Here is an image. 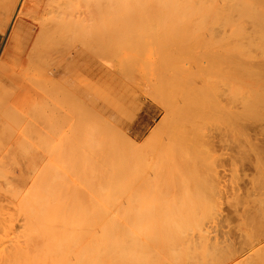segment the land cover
<instances>
[{"label":"bare ground","instance_id":"1","mask_svg":"<svg viewBox=\"0 0 264 264\" xmlns=\"http://www.w3.org/2000/svg\"><path fill=\"white\" fill-rule=\"evenodd\" d=\"M44 1H46V0H37V3H38V5L40 7L37 4H36V7L37 6L39 7L38 11L40 12V16H37L36 13H34V14L32 13L33 16L39 17L38 18L39 21H37L36 23H37V26L39 25L38 27H40L41 25L43 26V27L42 26L41 27L45 31L40 27L44 31L43 35H45V32L48 31L49 34L51 33V36H56L55 34H57V29H58V27H60L59 25L62 24L63 22H66L67 20H70V22H73L72 24L69 22L71 25L75 24V25L71 26V28L74 27V29L76 30V31H74L75 33L73 32V29H71L72 30L71 31L69 29L70 27L66 26L68 24H66V25L64 24V25L66 26L65 28H68L69 31L72 32L71 33L72 34L71 37L73 38V36L79 35V34H77V30H79L78 32H83V33H80V37L82 38L84 36H87L86 37L87 39L86 38L85 39L83 38V39H84V41H87V43L89 41V45L86 43L87 46H89L88 50H86L84 48L85 45H83V44H82V46H78V48H77L78 49L77 50L78 56L83 54L82 51H84V52L88 51V53H90L89 56L91 58L94 57V59L96 58V60H99V63H100V60H102V58L104 57V55L107 54L106 50H105V46L106 45L109 46V44L105 45L106 42H108V41L112 42V45L114 44V46H115V45H117V43L119 42V39L121 37L125 38L127 36V33L126 34L122 33V35H121L120 31H119V33H120L119 34L117 28L119 29V27L123 26L124 24H128L130 22L133 23V21H135L133 19H136V18L138 20H140V21H137V19H136L134 24L135 23L137 24V22L138 23H140V22L142 23V21H143L142 19H145L144 16L142 17V15L145 14V11H146V15H147L148 11L149 12L153 11L152 13L148 14L150 16H149L148 19H146L150 24L147 25L148 22H147V24H145L146 22L144 20L143 22H145L144 23L145 27L142 26L141 29H139V30L143 31L144 35H140L142 32L136 35L137 32L135 31L136 33H134V34L137 37L145 36V33L148 30V28L150 27V25H151V27H153V25H154V26H156V28H157L158 25H162V26L166 25L167 28L170 25V26H172L171 27V35L173 36L174 34H176V36L174 35V37H178L179 38V36L181 34L179 29H181V32L183 31L182 34H184V30L185 29L188 30V28L187 27L185 28V26L183 24H185L186 26L189 25V28L191 27V24H195V25L199 24L201 28L199 27V25L198 26L196 25L195 28L199 27L202 30L203 29L205 30V26L206 25L209 26L211 24L212 25V30L210 29L211 32L207 33L206 30L205 31L203 30L202 34L204 36L201 35L200 32H199V34L201 36L199 41L201 42V44H202V42L203 43L205 42V43H207V44L209 43L211 45L210 48L212 49L213 53L210 51L211 55H209V52H207V55L212 56L213 59H211V60H213L214 67H218L221 71H223V66H224V68L228 67L227 69L229 71V76H230L229 80H230V82H229V88H228L229 92L228 93H230L229 94L230 95L229 96L230 106H229L227 111L223 110V108L221 107L220 104L215 106V111H216V114H217V121H218V125L220 127L219 129H221V128H223V126H225L224 122H222L221 124L219 123L220 118H225L226 119V123L228 125V131L227 132L229 133V142H227V143H228V149L229 150L227 151L228 153H226V154H228V156H229V158L227 157L229 161L227 162V160L226 161L224 160V162L229 163V165L226 164V167H229V168H227V169L225 168L226 169V173H227V174H225V176H227L226 179H228V181L226 180L227 182L225 181L226 182L225 184H224V181H222L223 183L221 184V186H217V185L216 186L215 185L209 186V185H206L204 183L202 170H200V169H202L203 166L201 168H199L198 165L200 163L197 164L198 162H200V160L202 161V164H204V161L206 160L205 157L201 156V157L198 158L199 160H197V161L195 160L196 158L194 159V158L190 157L187 154L188 152H186L183 143H181L180 141H178L176 139L177 136L175 137V135L173 136L171 134L172 137L175 139V141L177 143L179 142V143L182 144V145H180L179 143L177 144V148L181 147V150H182L181 151L182 154L179 152L180 160L182 161V164H181L182 167L179 166L177 163L176 164L181 168L180 169L181 173H180L179 170L178 171L181 174L180 175L181 178H179V179H181V182H182L181 186L183 187V192L182 191L181 192L184 195V203L185 204H184V207L183 206L182 207H178V206L176 207L175 203L178 204V201L180 199H177V202L175 200L174 201H172V200L170 201L169 200L170 202L168 201V202L164 203V201H163L165 199L164 197H167V196L164 195L163 193L167 192L168 189L165 191V189L161 188V186H160L162 184L161 181L164 180V182L166 184V187H168L167 184H169V182H167V181H169L170 178L171 179L174 178V176L170 175L171 177H169L168 178L169 180H167L166 179L167 178L166 174H169V172L172 173L173 169H179V168H177V166H176V168H174L175 165L173 167L170 166V169L173 168L172 171H169V172L166 171V174H164L163 172H165V170L160 169L161 168L160 167L161 164L158 163L159 160L157 161V159H155L157 161V163H158V167L159 168L158 167L156 168V166H155L154 169L156 168L155 171L160 169V171L162 173V174H160L162 176L161 177L159 176L161 178V180H160V178L158 177V174H159L160 171L158 170L159 172H155L153 170V167L151 166L152 163L154 162V160H152L153 161L152 163H151V161L148 160L149 164H150V166H149V164L146 161V158L145 157L143 158V155L145 154L144 152H143L144 154L142 152L141 153H142V158L145 159V161H143V159L141 158V155H139L141 160L138 159L137 156L135 155L136 154L135 152H138V151H135L136 149L134 148L133 144L131 143L132 141H130L131 145H130V143H127V145L129 144L131 146V147L130 146H128V147H130V149H132L131 150L132 153H131V151L129 152V148L127 146H125L126 149H127L126 153H128V155H129V153H131L132 155H134V157L136 156V158H133V160L129 161L130 160L129 156H131V154L129 156H127V154L124 153L125 151L122 152L123 149L125 150L124 146L122 148V151H121V147L122 146H120V148H119V146L115 147V145H114V140L115 139L113 138V137H115L114 135H111L113 137H110L109 133L107 134V136L110 137V139L113 138L112 139L113 145H112V143H110L111 140L109 138H107L106 136H105L106 138L102 139L103 136L100 133L103 134V130H102V132L101 131L99 132L100 129L97 130V128H98V126L96 124L97 120H98L97 119L96 122L94 120L95 123L94 122H92V123H94L93 124L94 126L95 125L97 126L96 130L99 133V137L102 136L100 139L98 137V140H97V141L100 140L99 144H101V145L99 146V144H98L99 148L102 147V144H104L106 142V140H108V139L110 140L109 141V145L111 144L110 146L107 145V144L105 146L104 153L106 155H104V154L103 155L105 156L104 158L107 159V163H106V160H105V163H106L107 167H105L106 169H105L104 172L101 170L103 172V174H101V171L97 170V166H96V165H98L97 163L100 161V160H97V159H99L100 155L99 156L97 155L98 156L97 159H95V158H93L94 160L92 159L93 161L97 160V163H95L96 165L93 164V166H95L96 168L92 166L90 169H89V167H87V168H82L81 171L78 170L79 169V165L84 163L83 159H85V163L88 162V159L91 157V154H92V152L90 154L86 150L88 152V154H90L89 155L90 157H85L86 153L83 154V152L81 151V149H82L81 147H83V146H80L81 149L79 148V150L81 151L82 154L81 155L78 154V157H79V159H81V156L83 157V155H84V157L82 158L83 162L78 160V161H80V162H78L79 163V165H77L78 167L77 168L74 167L73 169L71 168L72 169V171H71L70 168H69V166H70L69 162L66 161L68 163V165H69V166H66V167H68V170L70 171V173L77 170L75 172V173H77L76 176H78L79 172H80L79 174H81L82 171L84 172V174H85V171L87 173V170H85V169H89V173L90 174L93 173L92 174L93 176L90 175L89 173H87L88 174L87 177L89 175L91 177L89 176L88 178H86L87 181H85V180L82 181L83 183L85 182V184L83 186L86 187V188H84L82 190V192H81L80 189L83 188L81 186V184H79L80 185L79 186L80 189H79L77 184L75 185L76 187L73 186V185H69V184L66 185V183L65 184L63 183V185H61V182H59L60 185H58L57 183L53 184L52 182L50 184V182H48V180L46 181V183L44 182L45 180H42L41 183L44 186L43 187L41 185V183H39V179H41V178H39V174H43L40 171L42 166L39 169V165H40L39 162L40 161H38V160L41 159V157H40V154L36 151L38 149V147H39V144H37V143H40V145H42L39 148H42L43 146L45 147V145H43L40 142L41 134L43 133V135H44V133H45L44 132L45 130L42 127L43 129H41V131L42 130H44V131L40 132V135L37 133V135L33 136L35 138V140L39 139V141H37V143L33 141L34 144H31L32 143L31 141H30L31 142L30 143V142H26V140H25L26 144L24 143V140H23V142L18 141V142H20L19 144L16 143L20 147V148H18V150L19 149L21 150V151L18 152L19 153L18 156H22L23 159H24V162L28 163L25 166L29 165V168L27 167L28 170L26 168H24V169H26L28 171V176L25 177L23 175V173L22 174L20 173V177H19V175L17 174L18 177H19V181H20L18 184L16 182L14 183L13 180L10 181L7 178V176H6L5 179L7 178V180H9V182H10V184H9L6 181L8 183V186H6V188H5V185H3L4 186V188H3L1 186V183H0V196L2 197L1 194L3 193L4 194L3 198L5 197L4 200H3L4 203H3L2 199L0 198V264H264V137H260L261 135H259V134H255L254 135V133L251 132V127L252 126H254V130H255V127H256V130H257L256 133H258V132L263 133L264 132V0H47L46 3ZM29 2H31V1L30 0H25L24 2H22V0H18L19 4L16 5V9H18L19 11H24L23 4H24V8H25L27 5H29ZM136 12H139V15H141V17L140 16L139 17L141 19H139L138 16L135 17V14L136 15L138 14ZM154 12H156L155 14H157V13L158 14L155 15ZM146 15H145V17H146ZM35 19H37V18L34 17V21H35ZM74 20H75V22L79 21L78 23H80V24L82 22V24H81L79 29H76L77 27H79V25L77 23H75ZM32 22H33V20H32ZM83 23H89V26L86 24L89 28H91L90 24H92V27H93V25H95L94 26L95 29L93 27L92 29H94V30L90 29L92 31L89 30L90 32L87 33L86 30L89 29V28H87V27L82 28L84 26ZM141 23H140V25H141ZM22 25L26 26V28H29L30 32H31L32 24H30L29 21L26 22V23H22L20 25V28H18V30H17L18 32H20V30L22 28L21 27ZM64 25H62V26L64 27ZM146 25L148 26L147 29H146ZM181 25L184 26V27L180 28ZM173 26H174V28H173ZM175 26H176V29L179 26L178 30H175ZM13 27L14 26H12V28ZM143 27H144V29H146L145 33H144ZM151 27L149 28V30H152L151 31L152 33L153 32L154 33H156V32L158 33V32L161 31V30L158 31V28H157L156 31H154V29L151 28ZM45 28H49V29H52V30L49 31L48 29H45ZM61 28H59L58 33L61 30ZM81 28H82V30H84V29L85 30L81 31ZM134 28H136V27H134ZM134 28H133V30H131L129 28V30L134 31ZM162 28L163 27H160V29H162ZM167 28L164 27L163 29H167ZM183 28H185V29H183ZM29 29H28V31L24 32V34H25L24 37L25 38H26V36H28V38H31V37H29V35H31V34L27 33V32H29ZM163 29H162V32H161L162 34L167 32L166 30H163ZM198 29H197V31H198ZM187 30H185L186 31L185 33H187V36H188L189 35L188 32H190V31L187 32ZM189 30H191L190 33H193V32H195L196 29L194 30V28H193V29H189ZM192 30H194V31H192ZM207 30L209 31L208 28H207ZM13 31H15V29ZM35 31H33V32H35ZM69 31L68 32H64V34L65 33L68 34ZM173 31H176V33H174ZM177 31H179L180 34ZM33 32H32V34H33ZM84 32H86L87 34H85ZM127 32H129L128 28H127ZM168 32H170V29H169ZM38 33H39V30H38ZM177 33H178V36H177ZM40 34H42V33H40ZM49 34L46 33V35H45L46 37L45 38L48 37L47 39H49L51 41V38H49ZM64 34L63 35L61 34V35L64 37ZM123 34H124V36L125 35L126 36L124 37ZM147 34L148 33H146V36H147ZM209 34H210V36H209ZM22 35H23V33H22ZM34 35H35V33H34ZM61 35H60V37L58 36L59 39L62 37ZM158 35H160V34L158 33V34H155L154 36H158ZM128 36H129V34H128ZM163 36H164V38H162V39H164L165 41H167L166 40L167 37L169 39H170V37H172V36H167L166 37L164 34H163ZM187 36L185 35V37H187ZM195 36H198V33ZM42 37L44 38V36H42ZM118 37H120V38H118ZM161 37H157L156 39L159 41V39ZM183 37H184V35H183ZM21 38L23 39V37H20V39ZM52 38H54V37H52ZM35 39H37V38H35ZM47 39H46V42H50ZM62 39H65V37L62 38ZM162 39H161V41L165 42ZM174 39H177V38H174ZM187 39H189V36H188ZM37 40H39V37H38ZM54 40H55V42H54V45H55V43L57 41H56V39H54ZM82 40H77V42L81 41L80 43H82L83 42ZM139 40H141V39H139ZM179 40H181V38ZM208 40H210V42ZM172 41L173 40H171V42ZM183 41H186V40H183ZM46 42L44 44H46ZM59 42H57V43H59ZM147 42H148V40H147ZM39 43H41V42H39ZM71 43H69V45ZM80 43L78 42V44H80ZM91 43H93V44H91ZM94 43H96V45L97 44H101V46L95 47ZM41 44H43V43H41ZM165 44H167V43H165ZM172 44H173V42H172ZM50 45H52V44H50ZM54 45L52 46L53 48H54ZM73 45H74V43H73ZM159 45H158V48L160 47V51L164 52V49L162 48V46L164 44L162 43L161 44L162 46L161 45L159 46ZM49 46H47V47H49ZM57 46H58V44H57ZM202 46L205 47L203 44H202ZM206 46H207V49H210L208 47V45H206ZM43 47L45 48V45H43ZM69 47H71V46H69ZM81 47H83L84 50ZM125 47H127V46H125ZM138 47H140V46H138ZM60 48L63 49L62 47H60ZM110 48H112L111 50H113V47H110ZM64 49L65 50H63V51L67 50L66 48H64ZM80 49H82V51ZM118 49H120V48H118ZM39 50L41 51V49H39ZM75 50H76V48H74L71 52L74 53ZM79 51H81L80 52L81 54L79 53ZM174 51H176V50H174ZM28 52L31 53V49ZM46 52H48V51H46ZM46 52H44V53H46ZM60 52H61V50H60ZM110 52H112V51H110ZM176 52H178V50ZM7 53H9V52L7 51ZM32 53H34V51H32ZM77 53L75 52L74 55L75 54L77 55ZM88 53H85V54L87 55ZM158 53H159V56L163 55V54H161L162 52H158ZM169 53H172V52H169ZM187 53H189V52H187ZM37 54H38V52H37ZM69 54H71V53H69ZM118 54H119V52H118ZM29 55H32V54H29ZM52 55L53 54L51 53V56ZM64 56H66V55H64ZM89 56H87V57H89ZM133 56H135V55H133ZM170 56L171 57H169V58H172L173 53ZM209 56H207V57H209ZM28 57H30V56H28ZM68 57H70V56H68ZM87 57H85V58L89 59ZM130 57H132V55ZM165 57H166V55H165ZM165 57L163 55V58H165ZM173 57H175V55ZM193 57H194V55H193ZM56 58H58V57H56ZM79 58H80V56H79ZM39 59H36V60H39ZM84 59H82V60H84ZM1 60L4 61L3 59H1ZM124 60L125 59H123V61ZM32 61H31V63H32ZM65 61H66V59H65ZM75 61H77V60H75ZM35 62L36 61H34L33 63H35ZM60 62H58V63H60ZM62 62H64V60H62ZM173 62H174V59H173ZM0 63L3 64L4 62H0ZM22 63H23V61H22ZM46 63L47 62L45 61V64ZM82 63H83V61H82ZM210 63L212 64V61H210ZM53 64L54 63H52V65ZM67 64H66V66H68ZM72 64H71V66L74 69V66H73L74 64L73 65ZM190 64H191V62H190ZM23 65H25V63ZM27 65H28V62H27ZM39 65H37V66H39ZM41 65L43 66L42 63H41ZM199 65H201V64L199 63ZM203 65H205V64H203ZM28 66L30 67V63H29ZM61 66H62V64H61ZM80 66H81V64H79V66H76V64H75V68H77V67L79 68ZM64 67H65V65L62 68L63 71H64ZM125 67H126V65H125ZM31 68H33V70H34V67H31ZM31 68H28V69H31ZM59 68H61V67L59 66ZM65 68L66 69L68 68V71H69V69L70 70L72 69V68H69V66L65 67ZM80 68H83V67H80ZM0 69H3V68H0ZM52 69H54V68H52ZM55 69H57V68L55 67ZM55 69H54V71H55ZM96 70L97 71H96V74H95L94 78L96 79V82H97V81H99V80H97L98 76L103 74V68H97ZM212 70H214V69H212ZM129 72H127V73H129ZM218 73H219V71H218ZM177 74H178V72H177ZM9 75H10V73H9ZM13 75H14V73H13ZM15 75H18V74H15ZM200 75H202V74L199 73V78L201 77ZM224 75H225V73H224ZM224 75H223V77H224ZM11 77H12V75H11ZM11 77L10 78L6 77L8 80L5 79V78L2 79V80L0 79V80H1V82L3 81V83L5 81H7V82H5V84L6 83L13 84L12 81L11 82L9 81V80H11ZM13 77H15V76H13ZM28 77H26L27 79H25V77L23 78V80L25 79V81H24L25 83H26V80H28V82L29 81L32 82L34 80V83H35V81H37L39 83V80H36L34 78L31 81V79H30L31 76H28ZM162 77H164V76H162ZM202 77H204V75ZM205 77H206V73H205ZM81 78L83 79L84 77H81ZM169 78H171V81L173 80L172 77L169 76ZM23 80H22V82H23ZM84 80H85V78H84ZM84 80H83V82L82 81L78 82V83L76 82V84L80 86L78 88H80V89L81 88H85ZM165 80L168 82L167 79H165ZM66 81L67 80H65V83L68 82V81L67 82ZM22 82H20L21 84L19 83L21 86H23ZM37 82H36V84H38ZM56 82L58 83V81H56ZM176 82H177V80H176ZM202 82H205V79ZM34 83H32V84H34ZM172 83L175 84V80ZM177 83H176V85H177ZM187 83H188V81H187ZM11 84H9V87H10ZM36 84H34V85H36ZM39 84L41 85L43 83L40 82ZM179 84H182V83H179ZM82 85L84 87H81ZM164 85L166 86V84H164ZM167 85H170V83L167 84ZM172 85H170V87H172L173 90H174L175 87H173ZM178 85H177V87H178ZM52 86H56V88H57L58 85L56 84V85H52ZM75 86L76 85H74L73 90L76 89ZM157 86H158V84H157ZM157 86H155V87L157 88ZM160 86H161V84H160ZM165 86H163V87H165ZM6 87H7V85H6ZM6 87H5V89L0 87V89L2 88V90H1L2 92L4 90L8 91V94H9L10 90L8 89V87H7V90H6ZM13 87H14V84H13ZM37 87H38V85H37ZM39 87H38V90H39ZM72 87H73V85H72V83H70L69 88H72ZM170 87H169V89H170ZM200 87H202V85H200ZM206 87H207V89L209 88L208 86H206ZM18 88H20V86H18ZM78 88L76 90H78ZM167 88H168V86H167ZM14 89L17 90V85H15ZM14 89L11 90V91L14 92L15 91ZM45 89H48V88H46V86H45ZM49 89H50L49 92L51 93L52 87H50ZM40 90H41V87H40ZM63 90L64 91L62 92V89H60V91H59L60 94H61V92L62 93L65 92L64 88H63ZM173 90H171V91H173ZM177 90L178 89L176 88V91ZM1 91H0V93H2ZM5 91L3 92V95H4ZM57 91H58V88H57ZM45 92H44V94H46ZM67 92L69 93V92H72V91L70 90V91H67ZM174 92H175V90H174ZM72 93H69V94L71 95ZM182 93H183V91H182ZM96 94H98V93L96 92ZM187 94L185 93V96H184L185 99L188 96ZM207 94H208V92H207ZM5 95H7V94L5 93ZM5 95L2 96V94H1L2 97L0 96L1 97V101H0L1 104L4 103V102L2 103L3 99H5L6 105L8 103L7 99L10 101V103H11V101L15 100L13 98H12L13 100L12 99L10 100L9 98H6L7 96L5 97ZM11 95H12V93H11ZM189 95H192V94H189ZM202 95H203V93H202ZM217 95H219V94L217 93ZM63 96H65V95L63 94ZM172 96H174V95H172ZM199 96H200V93L197 94L198 100L201 97V96L200 97ZM8 97H12V96H10V94H9ZM48 97H50V96H48ZM189 97H191V96H189ZM189 97H187V98H189ZM210 98H211V96H210ZM224 98H226V97H224ZM78 99H81V98H78ZM212 99H214V98H212ZM55 100L56 101L57 100L60 101V98L59 99L56 98ZM77 100H75V102L74 101H71V102L76 103ZM174 100H175V98H174ZM186 100L188 101V99H186ZM56 101H53V102L56 103ZM187 101L184 100V102L188 103ZM17 102H18V100H17ZM67 102H68V100H67ZM164 102H165V99H164ZM189 102L191 103V101H189ZM47 103H49V102H47ZM68 103L70 104V102H68ZM217 103L214 102V104H217ZM228 103H229V101H228ZM35 104H37V103H35ZM165 104L166 103H164V106H165ZM6 105H2V106L6 107ZM9 105L10 104H8V109L7 110H9V108H11V107L14 110V111H11L12 109L9 110L10 111L9 113L12 115L13 113L16 112L17 114L16 113L15 114L17 116L14 117L12 115L14 118L11 117L9 114H7V116L8 117L10 116L9 118L10 119L13 118L14 120L13 119L12 120L16 122L15 118H17L19 116L18 113L21 112V110L23 108L20 109V111H19L17 109H14L16 107V105L11 104L10 105L11 107ZM23 105L25 106L26 104H23ZM45 105H48V104H45ZM57 105H55V106H57ZM62 105H64V104H61V106ZM74 105L76 107V104H74ZM2 106H0L1 109H2V111L0 110L1 111L0 114L2 113L4 115L3 118L5 119L7 116H5V112H6L5 110H4V113H3V109H6V108H2ZM36 106L37 105H35V107ZM33 107L34 106H32L31 108L33 109ZM67 107H69V106L67 105ZM173 107H174V105H173ZM176 107H177V105H176ZM193 107H194V104H193ZM42 108H44L43 105H42ZM170 108H172V107H170ZM46 109H44V111ZM62 109H64V108H62ZM71 109L72 108H70L69 110H71ZM87 109H89V108H87ZM91 109H93V108H91ZM226 109H227V107H226ZM34 110H35V108L32 111H34ZM80 110L82 112V108ZM102 110H104V109H102ZM188 110H189V107H188ZM203 110H206V109H203ZM212 110H213V107H212ZM55 111L52 110V112H54L53 114H55ZM194 111H195V109H194ZM209 111H211V110H209ZM35 112L38 113V111L36 110V111H34V115H36ZM49 112H50V110H49ZM59 112H60V109H59ZM185 112H187V111H185ZM188 112H192V111H188ZM226 112H227V116H225L223 114V113L226 114ZM41 113L42 112L39 113L40 116H41ZM77 113H79V112H77ZM84 113L85 112H83V114ZM26 114L27 113H25V114L23 113L22 114V112H21V115H23L22 116L23 118L22 117L21 118L23 120H24ZM29 114H30V112H29ZM29 114H27V115H29ZM39 114L36 115L38 119L34 118V117H36L34 115H33V118L32 117L31 118L34 120V122H35V119H36V120H38V122H36V123L42 124L41 120H43V117H42L41 120H39V117H38ZM48 114H50V113H48ZM69 114H71V113H69ZM69 114L65 112L66 117H68ZM167 114H169V113H167ZM181 114H182V112H181ZM197 115L200 116V117H203V116H201L200 113H197ZM203 115H205L204 112H203ZM206 115H208V114H206ZM30 116H32V115H30ZM55 116H57V115L55 114ZM55 116L53 115V116H50L49 118L51 119V117L53 118ZM76 117H77V115H76ZM76 117L74 119H77ZM96 117H98V116H96ZM200 117H198V118H200ZM57 118L55 117V119H57ZM65 118H64V120H65ZM83 118H85V117H83ZM174 118H173V120H174ZM4 119H3V121H4ZM68 119H70V118L68 117L66 120L68 121ZM193 119H194V116H193ZM200 119L202 121V118H200ZM27 120L30 121V119H27ZM33 120L30 121V123L32 122L31 123L32 125L36 124V123H33ZM53 120H54V118H53ZM66 120H65V123L68 124L69 122H66ZM196 120H198V119H196ZM13 121L10 123V125L13 123ZM22 121H21V124H23ZM74 121H72V123ZM185 121L187 122L186 119H185ZM60 122H62V121H60ZM78 122L82 123L80 121H78ZM85 122L87 123V121H85ZM202 122L204 123V121H202ZM214 122H215V120H214ZM19 123H20V121H19ZM30 123H28V124H30ZM51 123H52V121H51ZM58 123H59V121H58ZM90 123L91 122H89L88 124L91 127L92 124H90ZM21 124L20 125L17 124V125H19L21 127H20L19 130L18 129H16V130L14 129V131L22 130V132H24L23 129L26 128V126L25 125H21ZM62 124H64V123H62ZM67 124H65V125H67ZM74 124H75V126H78V123L74 122L73 125ZM192 124H194V123H192ZM36 125L39 126V124H36ZM93 125H92V127L94 128ZM183 125H185V123H183ZM22 126H25V127L23 128ZM31 126H28V128L31 127ZM48 126H51V125L48 124ZM81 126L82 125H80L79 127H81ZM100 126H101V124L99 125V128H100ZM176 126H174V124H173V126H171V127H174L173 129L175 130ZM13 127H14V125H13ZM71 127L74 128L72 125H71ZM83 127H84V125L82 126V128ZM86 127H87V125L84 128H86ZM90 127H89V129H91ZM186 127H188V126L186 125ZM35 128H37V127H35ZM49 128H48V130H50L52 132L55 127L53 126L51 128L52 130L49 129ZM62 128H63V125H62ZM67 128H69V126ZM101 128H102V126H101ZM10 129H13V128L10 127ZM27 129L26 130L24 129L25 130V132H24L25 134L23 133L22 137L24 139V137H25L24 135H26V137H28V138L31 136L30 139H29V140H31L32 134H34V132L32 131L30 136H28L29 133L26 134V131H28ZM38 129L37 130L35 129V131L38 132ZM45 129L47 131V127L46 126H45ZM59 129H61V128H59ZM64 129L65 128L61 129L60 132L61 133L64 132L63 134H65L64 135L65 138H63V139L65 140L66 143L64 142V140H61L60 142L63 141L62 145H60V147L62 146L61 148L64 147V143H65V147H66V145H68V142H69L68 140H70V138H72V137H70L71 133L73 134L75 132L78 133L77 131H80V132L82 131V130H80L81 128L79 130H77L78 129L77 128V129H74L71 133H68L69 132V131L67 132L68 129L65 130V131H62ZM179 129H180V127H179ZM69 130L71 131V128H69ZM105 130L106 129L104 128V131ZM182 130L178 131L180 136H184L187 133V132L185 134L183 133L184 135L180 134V132H182ZM188 130H189V132L191 131V129H189V128H188ZM254 130H253V132H254ZM14 131H12V132H14ZM58 131L59 130L57 128L56 131L53 132V134H55ZM97 131L96 132L93 131V132L97 133ZM107 131H109V130H107ZM22 132H21V135H22ZM47 132H49V131H47ZM1 133L5 134L6 132L5 133L1 132ZM10 133H11V131H10ZM98 133L96 135H98ZM56 134H58V133H56ZM82 134H84V133L82 132ZM112 134H116V133L114 132ZM175 134L178 135L177 131H176ZM51 135H52V133H51ZM51 135H50V137H52V138H54V137L56 138V136H57V135L56 136L55 135L51 136ZM73 135H75V138H76V134H73ZM79 135H81V134H79ZM79 135L77 134V136H79ZM221 135H222V131H221ZM5 136L6 137L4 139L7 138L6 134H5ZM44 136H43V138H44ZM46 136H47V134H46ZM46 136H45V139H44L45 141H46ZM120 136L121 135H118V138H120ZM122 136H123V134H122ZM2 137H4V135ZM37 137H39V138H37ZM62 137H63V135H62ZM62 137L60 136L59 140ZM95 137H97V136H95ZM80 138L81 139L83 138V141H85L84 138H86V137H80ZM0 139H1V137H0ZM81 139H80V141L82 142ZM122 139H124V138L122 137ZM178 139H180V138H178ZM222 139L223 138L221 137V140ZM10 140H11V137H10ZM44 140L42 139L43 143H45L46 145L48 143L49 147L48 146L47 147L50 150V144L52 142H54V141H52V142L50 141L51 143L49 144V141L46 143ZM77 140H79V137L77 138ZM124 140H122V142ZM181 140L183 142L184 140H186V138H183V139L181 138ZM190 140H192V139H190ZM4 141L2 140L3 143H4ZM27 141H28V139H27ZM57 141H55V144H56ZM161 141H163V140H161ZM60 142H59V144H61ZM101 142H103V143H101ZM119 142L122 145L124 143V142L122 143L120 140H119ZM171 142H172V144L174 143L173 141H171ZM9 143H10V141H9ZM35 143L38 145V147H37V145H35ZM89 143H90V141L88 142L87 148H89L88 147L90 145ZM115 143H117V145H119L116 140H115ZM191 143H193V142H191ZM57 144H56V146H57ZM72 144H74V143H72ZM78 144L76 146H78ZM134 144H135V142H134ZM160 144H161V142H160ZM172 144H170L171 147L173 146ZM184 144H185V142H184ZM10 145H11V143H10ZM70 145L71 144H69L68 147ZM80 145H81V143H80ZM124 145H126V144H124ZM56 146L54 145V148L52 149L53 151L55 150ZM71 146H73V145H71ZM95 146H92V147H95ZM98 146H96L95 148H97ZM161 146H160V148L165 149V147L163 145H161ZM12 147H13V145H12ZM12 147H10V148H12ZM44 147L42 148L43 150H44ZM47 147L45 148V151L47 150V152H48ZM60 147H58V148H60ZM68 147L65 148V149L63 148V150L64 151L67 150ZM84 147L86 148L85 145H84ZM106 147L107 148L109 147L108 148V152H107V148ZM168 147H170V146H168ZM190 147L192 148V146L189 145V147H187V149H189ZM10 148H8V149H10ZM16 148L13 149L15 151V153H12V154L16 155V152H17ZM61 148H60V150H61ZM72 148H74V147H72ZM72 148H70V149H72ZM114 148L115 149L119 148L120 151H119V149H116V151L117 150L118 151L114 152L112 150ZM194 148H196V147H194ZM225 148L227 149V147H225ZM8 149H7V151H8ZM70 149H68L67 151L69 152ZM76 149L78 150L77 147H76ZM89 149H91V148H89ZM144 149L146 150V148H144ZM2 150H0L1 154H2ZM60 150H58V151H60ZM63 150L60 153L61 157L63 156V154H65L64 157L66 156L68 158V156H70L71 152L69 153V155H66L67 152L65 151L66 153H63L64 152ZM94 150L95 149H93V153H94L93 157L96 154L94 152ZM137 150H139V149H137ZM166 150L168 151V150H170V148H168ZM178 150H180V148H178ZM160 151H162V150H160ZM72 152H74V151H72ZM109 152L111 154L113 153L111 155L112 157L109 155L110 154ZM152 152H154V149H153V151L151 149V153ZM173 152H175V150ZM197 152H198V150H197ZM206 152H207V150H206ZM49 153H50V151L48 152V156L52 155V154H49ZM57 153L59 154V152H57ZM57 153H56V155H58ZM121 153H122V155H120ZM138 153H140V152H138ZM159 153H158V155H159ZM189 153H191V152H189ZM3 154L1 155L3 157V158L1 157L2 158L0 160L1 162L3 160L4 161L7 160V159H5L7 157V156L5 157L6 153H5V155H3ZM123 154L124 155L126 154V157ZM199 154L200 153H198V155ZM204 154H205V152H204ZM145 155H147V154H145ZM202 155H203V153H202ZM58 156H60V155H58ZM113 156H115V158ZM121 156H122V158H121ZM166 156H168V155L166 154ZM181 156L183 157V159L181 158ZM217 156L219 157V155H217ZM224 156H226V155H224ZM64 157H62L63 159L61 158V160H60V157H59L60 167H59V165H57L58 168L54 167L56 164L59 163L58 160H57L58 158L55 159L57 161V163L54 161V163H56V164L52 163L54 166L53 167L50 166V167H52L51 169L48 166L49 165L48 164L49 161H47V163H45L48 166V168L50 169V174L53 173V175H54L57 172V171H54V170H53L54 172H51L52 169H54V168L55 169L57 168L58 171H62L63 172L64 169H62V168L64 167V165L66 163V162H63V160L64 161L67 160V159H64ZM71 157H72V154H71ZM75 157H76V155L74 156V158ZM110 157H111V160H110ZM123 157L125 159H127V157H129V159H127L130 162L129 164L131 165L133 163L135 165L134 166L132 164L133 165V169L130 168V165H128L129 167L127 166L129 169L133 170L132 173H130L131 170L128 171V169L125 170V172H124L123 169H126V168L122 167V165L125 164L127 161L124 163L125 159ZM158 157H160V156H158ZM218 157H216V158H218ZM9 158H8L7 161L10 160ZM15 158H16V156H15ZM155 158H156V156H155ZM172 158L169 159V160H172ZM209 158H211V157H209ZM20 159H22V158H20ZM121 159H122V161H121ZM134 159H135L136 163H134ZM163 159H164V161H165V159L168 160L167 158H163ZM53 160H54V158H53ZM72 160L73 159H71L70 161H72ZM174 160H173V163H174ZM93 161L90 160V162H93ZM175 161H177V160H175ZM16 162H18V161H16ZM16 162L12 161L10 163L14 164ZM19 162H21V160H19ZM74 162L77 163V161H74ZM103 162H104V160H103ZM121 162H123V163H121ZM101 163H102V161H101ZM127 163L125 165H123V166H126ZM143 163H145L144 164L145 166L146 165L149 166V168L152 169V172L153 171L155 172V175L158 177L156 180L160 181V183H159L156 180H154L155 184L160 186V187H158L156 185V188L157 187L161 188L159 192L161 193V191H163L162 194L164 195V197H162V195H161V197L158 198V199H160V200H158V202H155L156 200H155V198H153V194L151 196H152V200H154V201L152 203H146V202H151V201H146L145 202L143 199H142L143 201L139 200V198L141 196L138 198L139 195H138V193H136L139 190L138 185H140V184L138 183L137 187H135L136 186L135 183L137 184V182L142 180L143 175L149 173L148 170H147L148 173H144L143 172V171H146L145 168H147V167H145L144 168L145 170L142 168V166L144 167ZM11 164H9V168H10ZM171 164H172V162H171ZM246 164H247V166L251 167V169L253 170L252 174H250L251 171L250 172L249 171L246 172L244 170V166H246ZM4 165H5V163H4ZM72 165H74V163ZM82 165L80 167L84 166V165L83 166ZM103 165H104L103 163L100 165L101 167L98 165L99 169H102ZM208 165H210V164H208ZM6 166L8 167V165H6ZM47 166H45V167L47 168ZM61 166H62V168H61ZM86 166H91V165L88 164ZM15 167H18V166H15ZM66 167H65V169H66ZM70 167H73V166H70ZM149 168H147V169H149ZM10 169H12V168H10ZM13 169H14V167H13ZM4 170H5L4 168L0 167V176H2V173L5 174ZM20 170H22V169H20ZM211 170H210V173H211ZM23 171H25V170H23ZM45 171H47V170H45ZM203 171H204V169H203ZM97 172H99L100 174L99 173L97 174ZM215 172H217V171H215ZM215 172H214L213 176H211V177L215 176ZM12 173H14V172H12ZM47 173H49V172H47ZM58 173H56V174H58ZM63 173L65 174V172H63ZM179 173L177 172V177H178ZM24 174H25V172H24ZM73 174H74V172H73ZM174 174L176 175V171H175ZM12 175H14V174H12ZM26 175H27V173H26ZM149 175H150V173L148 174V177H150ZM164 175H165V178H163ZM210 175H208V176H210ZM45 176H47V174ZM49 176H51V175H49ZM58 176H59V174H58ZM58 176L54 175L53 178H55V177L56 178L55 179L52 178L53 182L56 179H59L61 181V179L63 178L62 177L63 175H60L61 179ZM80 176H82V178H83L86 175L83 176V173H82V175H79L78 177H76V179L78 178V182H79V178H81ZM225 176L223 177V175H222L223 178H225ZM144 177H146V180H145ZM144 177H143V181L145 180V182H147V186H148V182H149L150 179L147 180V176H144ZM2 178H4V177H2ZM48 178H49V181H50L51 178L47 177L46 179H48ZM82 178H81V180H83L85 177L83 179ZM150 178H152V177H150ZM81 180H80V183H81ZM192 180L195 181L194 184L191 183ZM0 181H1V179H0ZM15 181H17V180H15ZM99 181H100V183H99ZM172 181H174V180H172ZM172 181H171L170 185H172V183H173ZM179 181L180 180H178V182ZM205 181H207V180L205 179ZM213 181H214V179H213ZM6 182L4 181V183H6ZM11 182H13V183H11ZM43 182L45 184H43ZM56 182H58V181L56 180ZM86 182L88 183V185H86L87 184ZM130 182L131 183L133 182L132 183V185L134 184L133 187L137 188L136 190L134 189V191H131L133 194L132 193L127 194V195L125 194L126 196L129 195V198L130 197H132V198L134 197L135 198V196H136L135 199L134 198L133 199L132 198H130V199L126 198L127 199L126 200L124 198L127 203H128V200H130L128 204L130 205V207L132 206L131 208L128 207L129 205L127 203H125L127 205L124 206L125 204H123V200H122V202L120 200V202H121V205H120V202L118 200V199L121 198L120 197L121 195L123 196V194H122L123 191L125 193L126 187L130 186L129 185V184H131ZM68 183H69V181H68ZM118 183H120L121 185L118 184ZM140 183L142 184V181ZM151 183L153 185V182H151ZM174 183H177V182L175 181ZM213 183H216V182H213ZM220 183H221V181H220ZM72 184H75V183H72ZM126 184H128V185L126 186ZM122 185H124L126 187L123 188L124 186L122 187ZM132 185H131V187H127V190L129 188H133ZM162 185L164 186V184H162ZM150 186L151 185H149V187ZM173 186H171V187L173 188ZM176 186H178V185H176ZM179 186H180V182H179ZM97 187H99V189ZM110 188H113L115 190V193H113L114 195H112V197H114L113 199H111V196H110V198L108 197L109 196V194H108L109 192L110 193L114 192V191L111 192ZM122 188L125 189V190H122ZM156 188H155L154 191L159 190V189H156ZM108 189H110V190L107 193L108 195H107V200H106V196L104 197V199H103V196L108 191ZM173 189H175V188H173ZM84 190H86L92 197L93 196L94 197L92 198L88 194L85 195L86 196L85 197L84 194L87 193V192H84ZM103 190H105V191L103 192ZM130 190H132V189H130ZM152 190H153V188H152ZM176 191H178V190H176ZM83 192H84V194H83ZM159 192L154 193V197H155V194H157ZM170 192H171V190H170ZM170 192H169V194H170ZM118 193H120L119 194L120 196L118 195ZM126 193H127V191H126ZM149 193H147V194L149 195ZM160 193H159V195H160ZM182 193H179V194H182ZM115 194L118 195V196H115ZM175 194L177 195V193H175ZM81 195L84 196V197L82 198ZM96 195L98 196L97 198L95 197ZM144 195H146V194H144ZM148 195H147V197H148ZM151 196H150V198H151ZM73 197H76V198H73ZM175 197H173V198H175ZM77 198H79V199H77ZM88 198H90L91 200H88ZM161 198L163 199L162 200L163 203L161 202ZM171 198H172V196L170 197V199ZM5 199L7 201H5ZM159 201L161 202V207L159 205L160 204ZM154 203L155 204L157 203L158 205L156 204L157 205L156 206ZM162 204L165 205V206H163Z\"/></svg>","mask_w":264,"mask_h":264},{"label":"rangeland","instance_id":"2","mask_svg":"<svg viewBox=\"0 0 264 264\" xmlns=\"http://www.w3.org/2000/svg\"><path fill=\"white\" fill-rule=\"evenodd\" d=\"M25 0H22V2H24ZM31 2H29V5H25L26 7L24 8V4H23V9H24V11H19L18 9H16V5L17 4H19L18 3V0H0V62H4L3 64L2 63H0V68H3V69H0V79L2 80V79H7L6 77H8V78H10L11 77V75H12V77L13 76H15V77H11V80H9L10 82L12 81V83L14 84V87H15V85H17V90H15L14 89V87H13V84H11V83H6L5 84V82H7V81H5L4 83H3V81L1 82V80H0V87H2V88H4L5 89V87H6V85H7V87H8V89L11 91V90H15L14 92L13 91H9V94H10V96H12V97H8V91H5L4 89V91H5V93L7 94V95H5V93H4V95H5V97L6 98H9L10 100L13 98V99H15V100H13V101H11V103H10V101L7 99V105H6V101H5V99H3L2 100V103L3 104H1V102H0V106H2V105H6V107L5 106H2V108H6V109H3V113H4V110L6 111L5 112V116H7V114H9L11 117H16L17 115V113L15 114V113H13L12 115L9 113L10 111L9 110H11V111H14L13 110V108L10 106L11 104H13V105H16V107L14 108V109H17V110H19L20 111V109H22L21 110V112H22V114L24 113H27V114H29V112H30V114L29 115H27L26 114V116H25V118H24V120L22 119L23 117V115H21V112H19L18 113V117L17 118H15V120H16V122L15 121H13L14 119V117L13 118H9L8 116L4 119L3 118V114L1 113L0 114V137H1V139H0V150H2V154L3 155H5V153H6V155H5V157L7 156L10 160L9 161H7L8 160V158L6 157L5 159H7V160H3L2 162L0 161V167H2V168H4L5 170H4V173L5 174H3L2 173V176H0V179H1V181H0V183H1V186L4 188V186L3 185H5V188H6V186H8V183L10 184V182H9V180L11 181V180H13V182L15 183H19L20 181H19V177H20V173L22 174L23 173V175L25 176V177H27L28 176V169H27V167L29 168V165L28 166H25V165H27L28 163L26 162H24V159H23V157L22 156H18L19 155V151H21L20 149L18 150V148H20L17 144H19L20 142H18V141H21V142H23V140H24V143L26 144V142H30L31 144H34V142H36L37 143V141H39V139L38 140H35V138L33 137L34 135H37V133L40 135V132H43L44 130V132L47 134V136H46V134L44 133V135L46 136V141L44 140L45 139V136L43 135V133L41 134V140H40V142L43 144V145H45V147H44V150L42 149V148H39V147H41L42 145H40V143H37V144H39V147H38V145L35 143V145H37V147H38V149L36 150L39 154H40V157H41V159L40 160H38V161H40L39 162V169H40V167H41V173H43V174H39V178H41V179H39V183H41L42 182V180H45L44 182L46 183V181L48 180V182H50V184H51V182L53 183V184H58V185H60L59 184V182H61V185H63V183L65 184L66 183V185H73V186H75L76 184L78 185V188L80 189V185L79 184H81V186L83 187V188H81L80 189V191L82 192V190L84 189V188H86V187H84L83 185L85 184V182L83 183L82 181H87V179L86 178H88L90 175H92V174H90L89 173V169L93 166V164H95V163H97V160H100L97 164L100 166L102 163L105 165H103L102 166V169H99V167H98V165H96L97 166V170L98 171H105V167H107L106 166V163H107V159L106 158H104L105 156L104 155H106L105 153H104V150H105V146H106V144L107 145H109V141H110V143H112V145H113V142H112V139L114 138L117 142H118V144L119 145H117V143H115V140H114V145H115V147H118L119 146V148H120V146H122L121 147V151H122V148H123V146H124V148H125V150L123 149V151L122 152H124V153H126L127 152V149H126V147L125 146H130L131 145V143L133 144V146H134V148L136 149L135 151H138V152H140V153H138V152H135L136 154V156H137V158L138 159H140V157H139V155H141V158H142V153L144 152L145 154H147V155H145L144 153V155H143V158L145 157L146 158V161H147V163L149 164V161H151V163L153 162L152 160H154V162L152 163V167H153V170L155 171V169L158 167V163H160L161 165H160V169H162V170H165V172H163L164 174H166V171H172V167L174 166V168H176V166H177V168H179V169H173V172L171 173V172H169V174H166V179L167 180H169L168 178L169 177H171V176H174V178H170V180L169 181H167V182H169V184H167L168 185V187H166V184H165V182H164V180H162L161 182H162V184H164V186L161 184L160 186H161V188H163V189H165V191L167 190V192H165V193H163L164 195H166L167 197H164V195L162 194V192L163 191H161V193L159 192L160 191V189L161 188H158V187H160V186H158L157 184H155V182H154V180H156L159 176L161 177L162 175H160V174H162L161 173V171H160V169H158V170H156L155 172H159V174H158V177L155 175V172L153 173L152 172V169H150L149 168V166H150V164H149V166H145L144 164L145 163H143V165H144V167L142 166V168L144 169L145 167H147V168H149V169H147V168H145L146 169V171H143L144 173H148V171H149V173H150V177H152V178H150V177H148V174H145V175H143V177L144 176H147V180H149V182H148V186H147V182H145V180H146V177H144L145 178V180L143 181V177H142V180H140L139 182H137V184L135 183V187H137V185H138V183L140 184V185H138V188H139V190L136 192V193H138V198H139V200H141V201H151V202H146V203H152L154 200H152V194H153V198H155V202H158V200H160V199H158V198H160L161 197V195H162V197H164L165 199L163 200L162 198H161V202L163 203V201H164V203H166V202H168L169 200L171 201H176L177 202V199H180L179 201H178V204L177 203H175L176 204V207L178 206V207H184V195H183V187L181 186V184H182V182H181V179H179V178H181V171H180V167L179 166H181L182 167V161L180 160V154H179V152L181 153V147H178V148H180V150H178V148H177V144L179 143H177L176 141H175V139L172 137V135L174 136L175 135V137L177 136V140L178 141H180L181 143H183V145H184V147H185V150H186V152H188L187 154L190 156V157H192V158H196L195 160L197 161V160H199L198 158L199 157H201V156H204L205 157V161H204V164H202V161L200 160V162H198L197 164H199L198 166H199V168H201L202 166V169H200V170H202V175H203V178H204V183L206 184V185H209V186H212V185H217V186H221V184L223 183L222 181H224V184L228 181V179H226V177L227 176H225V174H227L226 173V169L227 168H229V167H226V164H228L229 165V163H227L229 160H228V158H229V156H228V154H226V153H228L227 151L229 150L228 149V143L227 142H229V133L227 132L228 131V125H227V123H226V119L225 118H220V121H219V123L221 124L222 122H224V125L225 126H223V128H221V129H219L220 127H219V125H218V121H217V114H216V111H215V106H217L218 104H220L221 105V107L223 108V110H228V108H229V106H230V99H229V94L230 93H228L229 92V82H230V76H229V71H228V67H225L224 68V66H223V71H221L218 67H214V63H213V60H211V59H213L212 58V56H209V55H211V52H212V49L210 48L211 47V45L208 43H203L202 42V44L205 46V47H203L202 46V44H201V42L199 41L200 40V38H201V36H200V34L201 35H203L202 33H203V30L202 29H200L201 27H200V25H199V27H197V28H195L196 27V25L195 24H191V27L189 28V25L188 26H186L185 24H183L184 26H185V28L187 27L188 28V30L187 29H185V28H183V29H185V30H187V32L188 31H190L191 32V30H189V29H193L194 28V30H195V32H193V33H190V32H188V36H189V39H187L188 38V36H187V33H185L186 31L184 30V34H182V32H181V29H179L180 30V33H179V31H177L179 34H180V36H179V38L178 37H174V35L176 36V34H174L173 36L171 35V27L172 26H168V28H167V26L166 25H158L157 26V28H158V31L159 30H161L160 32H158L160 35H158V36H154L155 34H158L157 32L156 33H152L151 31L152 30H149V28L151 27V25H150V27L148 28V26L147 25H149L150 23L146 20V19H148L149 18V16L150 15H148L149 13H152L153 11H151V12H149L148 11V13H147V15H146V11H145V14H143L142 15V17L144 16V18L145 19H142L143 21L145 20V22H143L142 21V23H141V25H140V23H138L137 22V24L135 23L134 24V22L136 21V19H133V20H135V21H133V23L132 22H130V23H128V24H124L123 26H121V27H119V29L117 28V30H118V33H119V31H120V33H121V35H122V33H127V36L125 37L124 36V34H123V36L125 37V38H123V37H118V38H120L119 39V42L117 43V45H115L114 46V44L112 45V42H106L105 43V45L106 44H109V46L108 45H106L105 46V50H106V55H104V57L102 58V60H100V63H99V60H96V58L94 59V57L93 58H91L89 55H90V53H88V51L87 52H84V51H82V49H80L81 51H82V55H79L80 56V58H79V56H78V53H77V48H78V46H82V44L83 45H85L84 46V48L86 49V50H88V47L89 46H87V44L89 45V41H88V43H87V41H84V39L87 37V36H84V37H80V33H83V32H78L79 30H77V34H79V35H76V36H73V38L71 37V33L72 32H70L69 31V29L71 30V29H73V32L74 31H76L75 29H74V27L73 28H71V26H73V25H75V24H73V25H71L73 22H70V20H67L66 22H63L62 24H60L59 26L60 27H58V29H57V34H55L56 36H51V33L49 34V32L47 31V32H45V35H46V33H48L49 34V38H51V41L53 42H51L49 39H47V38H45L46 36L45 35H43L44 34V31L40 28V27H38L37 26V21H39L38 20V18L39 17H37V16H40V12L38 11L39 10V5H38V3H37V0H30ZM33 1V2H32ZM47 1V0H46ZM46 1H44L45 3H46ZM36 4L39 6H37L36 7ZM42 4V3H41ZM35 6V7H34ZM36 9V10H35ZM158 12V11H157ZM34 13H36L37 14V16H33V14ZM136 13H138L137 15L135 14V17H137L138 16V18L139 19H141L140 17H141V15H139V12H136ZM141 13V12H140ZM143 13V12H142ZM156 12H154V14H155ZM159 13V12H158ZM157 13V14H158ZM157 14H155V15H157ZM145 15H146V17H145ZM152 15V14H151ZM163 15V14H162ZM140 16V17H139ZM34 17L35 18H37V19H35V21H34ZM32 20H33V22H32ZM30 22V24H32V30H31V32H30V29L29 28H26V26H21L22 28H21V30H20V32H18L17 30H18V28H20V25L22 24V23H26V22ZM72 21V20H71ZM137 21H140V20H138L137 19ZM68 22V23H67ZM71 24H70V23ZM74 22H75V20H74ZM79 22V21H78ZM77 21L75 22V23H77L78 25H79V27H75L76 29H79L80 28V26H81V24H82V22H81V24L80 23H78ZM147 22H148V24H147ZM132 23V24H131ZM144 23L145 24H147L146 25V29L148 28V32L146 31V29H144V27H145V25H144ZM17 24V25H16ZM66 24H68V25H66L67 27H70L69 29L68 28H65L66 26L65 25ZM89 26V23H83V27L82 28H85V27H87V28H89L87 25ZM134 24V25H133ZM139 24V25H138ZM62 25H64V27L62 26ZM86 25V26H85ZM129 25V26H128ZM197 25V26H198ZM12 26H14L13 28H12ZM90 26H91V28H89V29H87L86 30V32L88 33V32H90V31H92V30H94L95 29V25H93V27H94V29H92L93 27H92V24H90ZM142 26H144L143 27V29H144V33H145V31H146V33H148L147 34V36H146V33H145V36H139V37H137L136 35L137 34H139V33H141L140 35H144L143 34V31H141V30H139V29H141V27ZM177 26V25H176ZM176 26H175V30H178V28H179V26H178V28L176 29ZM184 26H180V28L181 27H184ZM194 26V27H193ZM62 27V28H61ZM124 27V28H123ZM132 27V28H131ZM134 27H136V28H134ZM155 27V28H154ZM160 27H166L167 29H163V30H166L167 32L166 33H163L166 37L167 36H172V37H170V39L167 37H165L166 38V40L168 41H165L164 39H162V38H164V36H163V34L161 33L162 32V29H160ZM210 27V28H209ZM59 28H61V30L59 31V33H58V30H59ZM82 28H81V31H84V30H82ZM127 28H128V31L129 32H127ZM129 28L131 29V30H133V28H134V31H131V30H129ZM151 28H153L154 29V31H156L157 30V28H156V26H154L153 25V27H151ZM173 28H174V26H173ZM199 28V29H198ZM203 28V27H202ZM207 28L209 29V31L207 30ZM15 29V31H13ZM28 29H29V32H27L28 34H31V35H29V37H31V38H28V36H26V38L24 37V32H26V31H28ZM41 29V30H40ZM45 29H48L49 31H51L52 29H49V28H45ZM90 29H92V30H90ZM122 29V30H121ZM126 29V30H125ZM169 29H170V32H168L169 31ZM197 29H198V31H197ZM212 30V25L210 24L209 26H205V30L207 31V33H209V32H211V30ZM36 30V31H35ZM38 30H39V33H38ZM90 30V31H89ZM138 30V31H137ZM194 30H192V31H194ZM204 30V31H205ZM17 31V32H16ZM22 31V32H21ZM33 31H35V32H33ZM42 31V32H41ZM69 31V33L68 34H64V32H68ZM72 31V30H71ZM137 33H136V32ZM140 31V32H139ZM16 34H15V33ZM32 32H33V34H32ZM86 32H84L85 34H87ZM174 33H176V31H173ZM199 32H200V34H199ZM22 33H23V35H22ZM26 33V34H27ZM34 33H35V35L37 36H35L34 35ZM40 33H42V34H40ZM75 33V32H74ZM119 33V34H120ZM134 33H136V35L134 34ZM169 33V34H168ZM178 33H177V36H178ZM197 33H198V36H195V35H197ZM64 34V37H65V39H62V38H64L62 35ZM128 34H129V36H128ZM192 34V35H191ZM205 34V33H204ZM17 35V36H16ZM33 35V36H32ZM39 35V36H38ZM60 35L62 36L60 39L58 38V36L60 37ZM70 35V36H69ZM74 35V34H73ZM120 35V36H121ZM133 35V36H132ZM182 35V36H181ZM183 35H184V37H183ZM185 35L187 36V37H185ZM194 35V36H193ZM42 36H44V38L42 39L41 37ZM51 36V37H50ZM136 36V37H135ZM152 36V37H151ZM200 36V37H199ZM204 36V35H203ZM209 36H210V34H209ZM16 37V38H15ZM19 37V38H18ZM20 37H23V39L21 38L20 39ZM38 37H39V40H37L38 39ZM52 37H54V38H52ZM68 37V38H67ZM78 37V38H77ZM89 37V36H88ZM157 37H161L160 39H159V41L156 39ZM177 38V39H174V38ZM183 37V38H182ZM198 39H197V38ZM8 38V39H7ZM35 38H37V39H35ZM42 40H41V39ZM67 38V39H66ZM80 38V39H79ZM84 38V39H83ZM131 38V39H130ZM134 38V39H133ZM138 38V39H137ZM181 38V40H179ZM194 38V39H193ZM203 38V37H202ZM25 39V40H24ZM46 39L48 40V41H50V42H46ZM54 39H56V41L57 42H59V43H55V45H54V42H55V40ZM59 39V40H58ZM70 41H69V40ZM83 39V40H82ZM87 39V38H86ZM124 39V40H123ZM139 39H141V40H139ZM161 39L162 40H164L165 42H163V41H161ZM186 40V41H183V40ZM21 40V41H20ZM31 40V41H30ZM41 40V41H40ZM54 40V41H53ZM76 40V41H75ZM77 40H82L83 42L82 43H80L81 41H78L80 44H78V42H77ZM132 40V41H131ZM143 40V41H142ZM147 40H148V42H147ZM171 40H173L172 42H173V44H172V42H171ZM178 40V41H177ZM189 40V41H188ZM193 40V41H192ZM29 41V42H28ZM36 41V42H35ZM65 41V42H64ZM73 41V42H72ZM75 41V42H74ZM129 41V42H128ZM134 41V42H133ZM139 41V42H138ZM176 43H175V42ZM196 41V42H195ZM209 42H210V40H208ZM20 42V43H19ZM39 42H41V43H43V44H41V43H39ZM46 42V44H44ZM72 42V43H71ZM77 42V43H76ZM123 42V43H122ZM137 42V43H136ZM143 42V43H142ZM153 42V43H152ZM157 42V43H156ZM164 44L163 46L161 45L162 43ZM200 42V43H199ZM52 44V45H50V44ZM62 43V44H61ZM69 43H71L70 45H69ZM73 43H74V45H73ZM76 43V44H75ZM87 43V44H86ZM122 43V44H121ZM142 43V44H141ZM165 43H167V44H165ZM37 44V45H36ZM57 44H58V46H57ZM91 44H93V43H91ZM90 44V45H91ZM139 44V45H138ZM161 45L162 46V48L164 49V52L163 51H160V47L158 48V45ZM208 45V47L210 48V49H207V46L206 45ZM43 45H45V48L43 47ZM50 45V46H49ZM54 45V48L52 47ZM136 45V46H135ZM145 45V46H144ZM159 45V46H160ZM38 46V47H37ZM47 46H49V47H47ZM68 46V47H67ZM69 46H71V47H69ZM93 46V45H92ZM94 46L95 47H97V46H101V44H97L96 45V43H94ZM118 46V47H117ZM121 46V47H120ZM125 46H127V47H125ZM138 46H140V47H138ZM187 46V47H186ZM194 46V47H193ZM41 47V48H40ZM60 47H62L63 49H61ZM107 47V48H106ZM110 47H113V50H111L112 48H110ZM134 47V48H133ZM202 47V48H201ZM4 48V49H3ZM59 48V49H58ZM64 48H66L67 50L66 51H63V50H65ZM74 48H76V50H75V52L77 53V55L75 54L74 55V53H72L71 51L74 49ZM80 48V47H79ZM81 48H83V47H81ZM84 48H83V50H84ZM118 48H120V49H118ZM130 48V49H129ZM141 48V49H140ZM161 48V49H162ZM189 48V49H188ZM206 48V49H205ZM30 49H31V53L30 52H28V51H30ZM36 51H35V50ZM39 49H41V51L39 50ZM48 49V50H47ZM69 49V50H68ZM115 49V50H114ZM140 49V50H139ZM166 49V50H165ZM188 51H187V50ZM204 49V50H203ZM45 50V51H44ZM52 50V51H51ZM60 50H61V52H60ZM85 50V51H86ZM120 50V51H119ZM139 50V51H138ZM143 50V51H142ZM171 50V51H170ZM174 50H178V52H176V51H174ZM183 50V51H182ZM206 50V51H205ZM7 51L9 52V53H7ZM32 51H34V53H32ZM46 51H48V52H46ZM81 51H79V53L81 52ZM110 51H112V52H110ZM141 51V52H140ZM155 53H154V52ZM157 51V52H156ZM211 51V52H210ZM37 52H38V54H37ZM43 52V53H42ZM44 52H46V53H44ZM55 52V53H54ZM59 52V53H58ZM63 52V53H62ZM67 52V53H66ZM118 52H119V54H118ZM158 52H162L161 54H163L164 55V57H165V55H166V57L165 58H163V55H160L159 56V53ZM169 52H172L173 53V56L175 55V57H173L172 56V58H169V57H171L170 55H172V53H169ZM187 52H189V53H187ZM207 52H209V55H207ZM51 53L53 54L52 56H51ZM69 53H71V54H69ZM85 53H88L87 55L85 54ZM110 53V54H109ZM112 53V54H111ZM176 53V54H175ZM197 53V54H196ZM213 53V52H212ZM28 54V55H27ZM29 54H32V55H29ZM36 54V55H35ZM41 54V55H40ZM69 54V55H68ZM81 54V53H80ZM85 54V55H84ZM132 55V57H130L131 55ZM168 54V55H167ZM16 55V56H15ZM35 55V56H34ZM44 55V56H43ZM60 55V56H59ZM64 55H66V56H64ZM108 55V56H107ZM133 55H135V56H133ZM193 55H194V57H193ZM209 56V57H207V56ZM28 56H30V57H28ZM34 56V57H33ZM37 56V57H36ZM43 58H42V57ZM68 56H70V57H68ZM82 56V57H81ZM84 56V57H83ZM87 56H89V57H87ZM106 56V57H105ZM162 56V57H161ZM192 56V57H191ZM28 57V58H27ZM33 57V58H32ZM55 57V58H54ZM56 57H58V58H56ZM64 57V58H63ZM85 57H87V58H89V59H86ZM131 59H130V58ZM160 57V58H159ZM196 57V58H195ZM16 58V59H15ZM40 58V59H39ZM84 59V60H82V59ZM107 58V59H106ZM109 58V59H108ZM167 58V59H166ZM186 58V59H185ZM189 58V59H188ZM199 58V59H198ZM203 58V59H202ZM1 59H3L4 61H2ZM24 59V60H23ZM33 61H32V60ZM35 59V60H34ZM36 59H39V60H36ZM42 59V60H41ZM54 59V60H53ZM65 59H66V61H65ZM69 61H68V60ZM80 59V60H79ZM104 59V60H103ZM123 59H125L124 61H123ZM161 59V60H160ZM165 59V60H164ZM173 59H174V62H173ZM202 59V60H201ZM207 59V60H206ZM62 60H64V62H62ZM75 60H77V61H75ZM83 61V63H82V61ZM86 60V61H85ZM180 60V61H179ZM209 60V61H208ZM22 61H23V63H22ZM26 61V62H25ZM31 61H32V63L34 62V61H36L35 63H31ZM45 61L47 62L46 64H45ZM61 61V62H60ZM168 61V62H167ZM204 61V62H203ZM210 61H212V64L210 63ZM27 62H28V65H29V63H30V67L27 65ZM40 64H38V63ZM58 62H60L61 64H62V66H61V64L60 63H58ZM71 62V63H70ZM128 62V63H127ZM184 62V63H183ZM186 62V63H185ZM190 62H191V64H190ZM203 62V63H202ZM209 62V63H208ZM25 63V65H23ZM37 63V64H36ZM41 63L43 64V66L41 65ZM52 63H54L53 65H52ZM68 63V64H67ZM74 65H73V64ZM99 63V64H98ZM166 65H165V64ZM170 63V64H169ZM199 63L201 64V65H199ZM36 64V65H35ZM66 64L69 66V68H72V66H71V64L74 66V69L71 71L70 69H69V71H68V68L66 69L65 67H68V66H66ZM70 64V65H69ZM75 64H76V66H79V64H81V66L80 67H83V68H75ZM175 64V65H174ZM203 64H205V65H203ZM208 64V65H207ZM27 65V66H26ZM37 65H39V66H37ZM48 65V66H47ZM56 65V66H55ZM65 65V67H64V71L62 70V68H63V66ZM125 65H126V67H125ZM189 65V66H188ZM22 66V67H21ZM26 66V67H25ZM50 66V67H49ZM59 66L61 67V68H59ZM128 66V67H127ZM163 66V67H162ZM172 68H171V67ZM184 66V67H183ZM199 66V67H198ZM209 66V67H208ZM31 67H34V70H33V68H31ZM38 67V68H37ZM54 68L55 69V67L57 68V69H55V71H54V69H52V68ZM92 67V68H91ZM168 67V68H167ZM28 68H31V69H28ZM37 68V69H36ZM44 68V69H43ZM97 68H103V74L102 75H99L98 76V78H97V80H99V81H97L96 82V79L94 78V76H95V74H96V69ZM126 68V69H125ZM207 68V69H206ZM160 69V70H159ZM168 69V70H167ZM212 69H214V70H212ZM227 69V70H226ZM59 70V71H58ZM67 70V71H66ZM126 70V71H125ZM178 70V71H177ZM207 70V71H206ZM217 70V71H216ZM66 71V72H65ZM130 71V72H129ZM159 71V72H158ZM192 71V72H191ZM204 73H202V72ZM205 71V72H204ZM218 71H219V73H218ZM127 72H129V73H127ZM162 72V73H161ZM177 72H178V74H177ZM9 73H10V75H9ZM13 73H14V75H13ZM199 73H201L202 75H200L201 77V79L199 78ZM205 73H206V77H205ZM224 73H225V75H224ZM15 74H18V75H15ZM23 74V75H22ZM174 74V75H173ZM218 74V75H217ZM9 75V76H8ZM166 75V76H165ZM189 75V76H188ZM204 75V77H202ZM209 75V76H208ZM223 75H224V77H223ZM20 76V77H19ZM23 76V77H22ZM28 76H31V81H32V79H36V80H39V83L40 82H42L43 84H39L37 81H35V83H34V80L32 81V82H28V80H26V83L24 82L25 81V79H27L26 77H28ZM162 76H164V77H162ZM168 76V77H167ZM169 76L170 77H172L173 78V80L171 81V78H169ZM174 76V77H173ZM221 76V77H220ZM25 77V79L23 80V78ZM81 77H84L85 78V80H84V78L82 79ZM179 77V78H178ZM182 77V78H181ZM29 78V77H28ZM160 78V79H159ZM209 78V79H208ZM49 81H47V80ZM72 79V80H71ZM88 79V80H87ZM164 79V80H163ZM165 79H167L168 80V82L170 83V85H172L173 87H175V92H174V90H173V88L172 87H170V85H167V84H169ZM170 79V80H169ZM189 79V80H188ZM204 79H205V82H202V81H204ZM220 79V80H219ZM8 80V79H7ZM22 80H23V82H22ZM41 80V81H40ZM43 80V81H42ZM65 80H67L66 82L67 83H65ZM83 80H84V86H85V88H78V87H80L79 85H77L76 84V82L78 83V82H83ZM163 80V81H162ZM174 80H175V84L174 83H172V82H174ZM176 80H177V82H176ZM182 80V81H181ZM207 80V81H206ZM228 80V81H227ZM47 81V82H46ZM56 81H58V83L56 82ZM86 81V82H85ZM187 81H188V83H187ZM209 81V82H208ZM20 82H22V85L23 86H21L20 84ZM36 82L38 83V84H36ZM46 82V83H45ZM160 82V83H159ZM163 82V83H162ZM167 82V83H166ZM222 82V83H221ZM20 83V84H19ZM31 83V84H30ZM32 83H34V84H36V85H34V84H32ZM45 83V84H44ZM50 83V84H49ZM62 85H60V84ZM70 83H72V85H73V87L72 88H69V85H70ZM176 83H177V85L179 84V83H182V84H179L178 85V87H177V85H176ZM9 84H11L10 85V87L12 88H10L9 87ZM58 85L57 86V88H58V91H57V88H56V86H52V85ZM66 84V85H65ZM69 84V85H68ZM157 84H158V86H157ZM160 84H161V86H160ZM164 84H166V86L164 85ZM187 84V85H186ZM33 85V86H32ZM37 85H38V87L40 86L41 87V90H40V87H39V90H38V87H37ZM64 85V86H63ZM74 85H76L75 87H76V89L78 88V90H76V89H74L73 90V88H74ZM200 85H202V87H200ZM5 86V87H4ZM18 86H20V88H18ZM45 86H46V88H50V87H52V89H51V93L49 92L50 91V89L48 90V89H45ZM50 86V87H49ZM61 86V87H60ZM83 85L81 86V87H84ZM155 86H157V88L155 87ZM160 86V87H159ZM163 86H165V87H163ZM167 86H168V88H167ZM192 86V87H191ZM198 86V87H197ZM206 86H208L209 88L207 89V87ZM7 87H6V90H7ZM37 87V88H36ZM54 87V88H53ZM162 87V88H161ZM169 87H170V89H169ZM189 87V88H188ZM2 88L0 89V91L2 90ZM44 88V89H43ZM63 88L65 89V92L64 93H62L64 90H63ZM68 88V89H67ZM172 88V89H171ZM176 88L178 89L177 91H176ZM201 90H200V89ZM54 89V90H53ZM60 89H62V92H61V94H60ZM180 89V90H179ZM187 89V90H186ZM46 92H45V91ZM56 90V91H55ZM72 91V92H69V93H72L71 95L67 92V91ZM76 90V91H75ZM83 90V91H82ZM156 90V91H155ZM169 90V91H168ZM171 90H173V91H171ZM193 90V91H192ZM209 90V91H208ZM3 91V92H4ZM79 91V92H78ZM82 91V92H81ZM182 91H183V93H182ZM188 91V92H187ZM191 91V92H190ZM203 91V92H202ZM2 92V91H1ZM3 92L2 93H0V96H1V94H2V96H4L3 95ZM44 92L46 93V94H44ZM81 92V93H80ZM96 92L99 94H96ZM161 92V93H160ZM166 92V93H165ZM195 94H193V93ZM205 92V93H204ZM207 92H208V94H207ZM11 93H12V95H11ZM15 93V94H14ZM50 93V94H49ZM59 93V94H58ZM75 93V94H74ZM83 93V94H82ZM181 93V94H180ZM185 93L188 95L187 97H189V96H191V97H189V98H187L186 97V99H188V101L185 99ZM198 93H200V98H199V100H198V98H197V94ZM202 93H203V95H202ZM217 93L219 94V95H217ZM48 94V95H47ZM63 94L65 95V96H63ZM159 94V95H158ZM177 94V95H176ZM189 94H192V95H189ZM224 94V95H223ZM52 95V96H51ZM76 95V96H75ZM172 95H174V96H172ZM1 96V97H2ZM48 96H50V97H48ZM59 96V97H58ZM61 96V97H60ZM71 96V97H70ZM86 96V97H85ZM99 96V97H98ZM120 96V97H119ZM163 96V97H162ZM166 98H165V97ZM170 96V97H169ZM210 96H211V98H210ZM218 96V97H217ZM220 96V97H219ZM1 97H0V101H1ZM60 98V101L59 100H55L56 98ZM74 97V98H73ZM77 97V98H76ZM168 97V98H167ZM182 97V98H181ZM184 97V98H183ZM224 97H226V98H224ZM36 98V99H35ZM53 100H52V99ZM68 100V102H70V104L67 102V100ZM78 98H81V99H78ZM174 98H175V100H174ZM192 98V99H191ZM207 98V99H206ZM212 98H214V99H212ZM221 98V99H220ZM228 98V99H227ZM47 99V100H46ZM50 99V100H49ZM78 99V100H77ZM164 99H165V102H164ZM173 99V100H172ZM227 99V100H226ZM17 100H18V102H17ZM64 100V101H63ZM70 100V101H69ZM75 100H77L76 101V103H74L75 102ZM168 100V101H167ZM184 100L185 101H187L188 103H186V102H184ZM207 100V101H206ZM49 102V103H47V102ZM52 101V102H51ZM53 101H56V103L55 102H53ZM71 101H74V102H71ZM176 101V102H175ZM189 101H191V103L189 102ZM203 101V102H202ZM212 101V102H211ZM218 103H217V102ZM228 101H229V103H228ZM16 102V103H15ZM46 102V103H45ZM65 102V103H64ZM168 102V103H167ZM174 102V103H173ZM194 102V103H193ZM201 102V103H200ZM209 102V103H208ZM214 102L215 103H217V104H214ZM35 103H37V104H35ZM55 103V104H54ZM162 103V104H161ZM164 103H166L165 104V106H164ZM179 103V104H178ZM201 105H200V104ZM207 103V104H206ZM228 103V104H227ZM8 104H10L9 106L11 107V108H9V110H7L8 109ZM23 104H26L25 106L23 105ZM37 105L36 107H35V105ZM45 104H48V105H45ZM58 104V105H57ZM61 104H64V105H62L61 106ZM74 104H76V107H75V105ZM102 104V105H101ZM169 106H168V105ZM183 104V105H182ZM186 106H185V105ZM192 104V105H191ZM193 104H194V107H193ZM227 104V105H226ZM42 105L44 106V108H42ZM54 105V106H53ZM55 105H57V106H55ZM67 105L69 106V107H67ZM73 105V106H72ZM173 105H174V107H173ZM176 105H177V107H176ZM196 105V106H195ZM21 106V107H20ZM32 106H34L33 107V109L35 108V110L34 111H38V113H36V115L37 114H39L40 112H42L41 113V116H40V114H39V120H41L42 119V117H43V120H41V122H42V124H40V123H36V122H38V120H36L35 119V122H34V120L32 119L33 118V115H34V111H32L33 109L31 108ZM51 106V107H50ZM61 106V107H60ZM82 106V107H81ZM185 106V107H184ZM207 106V107H206ZM224 106V107H223ZM60 107V108H59ZM75 107V108H74ZM170 107H172V108H170ZM179 107V108H178ZM188 107H189V110H188ZM192 107V108H191ZM212 107H213V110H212ZM226 107H227V109H226ZM47 108V109H46ZM60 109V112H59V109ZM62 108H64V109H62ZM70 108H72L71 110H69ZM74 108V109H73ZM79 110H78V109ZM82 108V112H81V109ZM87 108H89V109H87ZM91 108H93V109H91ZM98 108V109H97ZM185 108V109H184ZM187 108V109H186ZM44 109H46L45 111H44ZM57 109V110H56ZM102 109H104V110H102ZM194 109H195V111H194ZM199 109V110H198ZM203 109H206V110H203ZM0 110L2 111V109H1V107H0ZM29 110V111H28ZM49 110H50V112H49ZM52 110H56L55 111V114L57 115V116H55V114H53L54 112H52ZM75 110V111H74ZM77 110V111H76ZM95 110V111H94ZM170 110V111H169ZM179 110V111H178ZM184 110V111H183ZM198 110V111H197ZM209 110H211V111H209ZM0 111V112H1ZM8 111V112H7ZM25 111V112H24ZM33 113H32V112ZM58 111V112H57ZM69 111V112H68ZM90 111V112H89ZM173 111V112H172ZM185 111H192V112H185ZM197 111V112H196ZM64 112V113H63ZM65 112L66 113H71V114H69V118L70 119H68V121L66 120L68 117H66V115H65ZM77 112H79V113H77ZM83 112H85L84 114H83ZM88 112V113H87ZM175 112V113H174ZM177 112V113H176ZM181 112H182V114H181ZM203 112L205 113V115H203ZM32 113V114H31ZM46 113V114H45ZM48 113H50V114H48ZM58 113V114H57ZM74 113V114H73ZM76 113V114H75ZM167 113H169V114H167ZM172 113V114H171ZM174 113V114H173ZM179 113V114H178ZM197 113H200L201 114V116H203V117H200V116H198L197 115ZM15 114V115H14ZM48 114V115H47ZM57 118V119H55V117H53L54 118V120H53V118L51 117V119L49 118L50 116H53V115ZM64 114V115H63ZM79 114V115H78ZM83 114V115H82ZM92 114V115H91ZM186 114V115H185ZM190 114V115H189ZM206 114H208V115H206ZM225 116H227V112H226V114L225 113H223ZM21 115V116H20ZM30 115H32V116H30ZM36 115H34V116H36ZM44 115V116H43ZM76 115H77V117H76ZM81 115V116H80ZM91 115V116H90ZM169 115V116H168ZM175 115V116H174ZM2 116V117H1ZM48 116V117H47ZM61 116V117H60ZM66 118H65V117ZM96 116H98V117H96ZM171 116V117H170ZM189 116V117H188ZM193 116H194V119L196 120V119H198V120H194L193 119ZM20 117V118H19ZM22 117V118H21ZM30 117V118H29ZM32 117V118H31ZM41 117V118H40ZM45 117V118H44ZM61 119H60V118ZM77 118V119H74V118ZM83 117H85V118H83ZM89 117V118H88ZM174 118V120H173V118ZM183 117V118H182ZM197 117V118H196ZM198 117H200V118H202V121H204V123L201 121V119L200 118H198ZM207 117V118H206ZM34 118H37V116L36 117H34ZM64 118H65V120H66V122H69L68 124L67 123H65V120H64ZM82 120H81V119ZM190 118V119H189ZM215 118V119H214ZM3 119H4V121H3ZM13 119V120H12ZM23 121H22V120ZM27 119H30V121L31 120H33V123H36V124H39V126L38 125H36V124H33L35 127H37V128H35L31 123H30V121H28ZM38 119V118H37ZM59 119V120H58ZM90 119V120H89ZM98 119V120H97ZM182 119V120H181ZM185 119L187 120V122L185 121ZM200 119V120H199ZM6 120V121H5ZM27 120V121H26ZM45 120V121H44ZM70 120V121H69ZM75 120V121H74ZM77 120V121H76ZM89 120V121H88ZM94 120H95V122H96V120H97V126H98V128H97V130L98 129H100L99 130V132L101 131L102 132V130H103V134L102 133H100L102 136H103V138L102 139H104V138H109L110 139V137H113V136H111V135H114L115 137H113V138H111L110 140L108 139V140H106V142L104 143V144H102V147L104 148H102V147H100L99 148V146L101 145V144H99L100 143V140L99 141H97L98 140V137H99V133H98V131L96 130V125L94 126L93 124L95 123L94 122ZM172 120V121H171ZM214 120H215V122H214ZM13 121V123L10 125V123ZM19 121H20V123H19ZM21 121L23 122V124H21ZM51 121H52V123H51ZM58 121H59V123H58ZM60 121H62V122H60ZM72 121H74V122H76V123H78V126H75V124L73 125V123H72ZM78 121H80V122H82V123H79ZM85 121H87V123L85 122ZM164 121V122H163ZM195 121V122H194ZM217 121V122H216ZM2 122V123H1ZM7 122V123H6ZM46 122V123H45ZM48 122V123H47ZM56 122V123H55ZM85 122V123H84ZM89 122H91L90 124H92L93 126H94V128L92 127V125H91V127H90V125L88 124ZM92 122H94V123H92ZM167 122V123H166ZM172 122V123H171ZM181 122V123H180ZM185 123V125H183V123ZM9 123V124H8ZM25 123V124H24ZM27 123V124H26ZM28 123H30V124H28ZM62 123H64V124H62ZM72 123V124H71ZM192 123H194V124H192ZM2 124V125H1ZM17 124H21V125H25L26 126V128H24L25 126H22L25 130L28 128V126H31V127H29L27 130L29 131H26V134H28V136H30V134H31V132L33 131L34 132V134H32V138H31V140H29L30 139V137L28 138V137H26V135H24L27 139H28V141H27V139L24 137V139H23V133L25 132V130L23 129V131L24 132H22V130H20L21 132H22V135H21V132L20 131H14V129L16 130V129H20V127L21 126H19V125H17ZM47 124V125H46ZM48 124L49 125H51V126H48ZM59 126H58V125ZM65 124H67V125H65ZM87 125V127L86 128H84L86 125ZM101 124V126H102V128H101V126H100V128H99V125ZM163 124V125H162ZM168 124V125H167ZM173 124H174V126H176L175 127V130L177 131V134L179 135V132L178 131H181L182 129V132H180V134H182V135H184L186 132L188 133H186L184 136H178V135H176L175 133H176V131L173 129L174 127H171V126H173ZM176 124V125H175ZM180 124V125H179ZM196 124V125H195ZM13 125H14V127H13ZM42 125V126H41ZM47 127V131H49V132H47L46 131V129H45V126ZM57 125V126H56ZM62 125H63V128H65L64 130H62V131H65V130H67V132L68 133H71L74 129H77V130H79L80 128V130H82L81 132L80 131H77L78 133H76L75 131V133H73V134H76V138H75V135H73L72 133H71V136L70 137H72V138H70L69 136V138H70V140H66L67 142H68V145L69 144H71V145H73V146H69L70 148H72V147H74V148H72V149H70L69 147H68V145H66V147H65V140L63 139V138H65L64 137V135L65 134H63L64 132H60L61 131V129H63L62 128ZM71 125L74 127V128H72L71 127ZM77 125V124H76ZM80 125H84V127L82 128V126L81 127H79ZM110 125V126H109ZM115 125V126H114ZM186 125L188 126V127H186ZM5 126V127H4ZM16 126V127H15ZM55 127L54 129H53V131L51 132L50 130H48V128L49 129H51L52 127ZM69 126V128H71V131L69 130V128H67ZM91 128V129H89V127ZM163 126V127H162ZM185 126V127H184ZM190 126V127H189ZM193 126V127H192ZM217 126V127H216ZM221 126V125H220ZM8 127V128H7ZM10 127L11 128H13V129H10ZM44 128V130H42L41 131V129H43ZM116 127V128H115ZM168 129H167V128ZM179 127H180V129H179ZM3 128V129H2ZM39 128V129H38ZM58 128V132H56V133H58V134H53V132H55L56 131V129ZM59 128H61V129H59ZM104 128L106 129L105 131H104ZM112 128V129H111ZM114 128V129H113ZM188 128L189 129H191V131L189 132V130H188ZM2 129V130H1ZM30 129V130H29ZM33 129V130H32ZM35 129L37 130L38 129V132L37 131H35ZM85 129V130H84ZM87 129V130H86ZM111 129V130H110ZM116 129V130H115ZM173 129V130H172ZM258 129V128H257ZM11 131V133H10V131ZM52 130V129H51ZM55 130V131H54ZM92 130V131H91ZM107 130H109V131H107ZM186 130V131H185ZM226 130V131H225ZM253 130H254V126H252L251 127V132L252 133H254V135L255 134H259V135H261L260 137H264L263 135V133H261V132H258V133H256V127H255V130H254V132H253ZM9 131V132H8ZM12 131H14V132H12ZM88 131V132H87ZM93 131H97V133H98V135H96L97 133H95V132H93ZM113 131V132H112ZM221 131H222V135H221ZM1 132H3V133H5L6 135H7V138L6 139H4L6 136H5V134H2ZM8 132V133H7ZM16 132V133H15ZM66 132V133H67ZM82 132L84 133V134H82ZM90 132V133H89ZM118 133L117 135L116 134H112V133ZM162 132V133H161ZM169 132V133H168ZM171 132V133H170ZM199 132V133H198ZM51 133H52V135H51ZM89 135H88V134ZM106 133V134H105ZM109 133V135H110V137H108L107 136V134ZM111 133V134H110ZM184 133V134H183ZM191 133V134H190ZM25 134V133H24ZM51 136H56V138L54 137V138H52V137H50V135ZM63 135V137H62V135ZM77 134L79 135V134H81V135H79V136H77ZM122 134H123V136H122ZM172 134V135H171ZM226 136H225V135ZM4 135V137H2ZM9 135V136H8ZM44 136V138H43V136ZM70 135V134H69ZM94 135V136H93ZM100 135V136H101ZM118 135H121L120 136V138H118ZM126 135V136H125ZM167 135V136H166ZM190 135V136H189ZM258 135V136H259ZM60 136L62 137L60 140H59V138H60ZM92 138H90V137ZM95 136H97V137H95ZM101 136V137H102ZM106 136V137H105ZM194 136V137H193ZM228 136V137H227ZM10 137H11V140H10ZM67 137V136H66ZM79 137V140H77V138ZM80 137H86V138H84V140L85 141H83V138L81 139ZM88 137V138H87ZM95 139H94V138ZM101 137H99V139L101 138ZM122 137L126 140H124V139H122ZM152 137V138H151ZM191 137V138H190ZM221 137L223 138L222 140H221ZM226 137V138H225ZM13 138V139H12ZM34 138V139H33ZM37 138H39V137H37ZM91 140H90V139ZM178 138H180V139H178ZM181 138L183 139V138H186V140H184L183 142H182V140H181ZM198 138V139H197ZM202 138V139H201ZM10 141V143H11V145H10V143H9V141ZM22 139V140H21ZM42 139L47 143L48 141H49V144L52 142V141H54V142H52L51 144H50V150H49V145H48V143H47V145L45 144V143H43V141H42ZM50 139V140H49ZM52 139V140H51ZM54 139V140H53ZM80 139L82 140V142L80 141ZM101 139V140H102ZM129 139V140H128ZM163 140V141H161V140ZM190 139H192V140H190ZM194 139V140H193ZM200 139V140H199ZM2 140L4 141V143L2 142ZM25 140H26V142H25ZM58 140V141H57ZM61 140H64V149L65 148H67L68 147V149H70L69 150V152L67 151V150H65L66 152H67V154L66 155H69V153H70V156H68V158L66 157H64V155L65 154H63V156L62 157H64V159H67V160H63V162H66V161H68L69 162V165L70 166H73V167H70L69 165H68V163L66 164L65 163V165H64V167L62 168V166H61V168L62 169H64L63 170V172H65V174L62 172V171H58L57 170V168H58V166L57 165H59V167H60V162H59V157H60V160H61V152H62V150H63V148H61L60 147V145H62V143H63V141L62 142H60ZM77 140V141H76ZM119 140L122 142V140H124L122 143H123V145L119 142ZM150 140V141H149ZM190 140V141H189ZM199 140V141H198ZM203 140V141H202ZM34 141V142H33ZM51 141V142H50ZM55 141H57L56 142V144H57V146L58 147H60L61 148V150H60V148H58L57 146H56V144H55ZM77 143H76V142ZM90 141V145L88 146L89 148H91V149H89V148H87V145H88V142ZM93 141V142H92ZM97 141V142H96ZM103 141V140H102ZM130 141H132L131 143H130ZM166 141V142H165ZM171 141H173L174 143L172 144V142ZM222 141V142H221ZM59 142L61 143V144H59ZM84 142V143H83ZM134 142H135V144H134ZM156 142V143H155ZM160 142H161V144H160ZM165 142V143H164ZM184 142H185V144H184ZM188 142V143H187ZM191 142H193V143H191ZM17 143V144H16ZM54 143V144H53ZM72 143H74V144H72ZM79 143V144H78ZM80 143H81V145H80ZM87 143V144H86ZM101 143H103V142H101ZM127 143H130V145L128 144L127 145ZM137 143V144H136ZM181 143H179L180 145H182ZM197 145H196V144ZM222 143V144H221ZM29 144V143H28ZM78 144V146H76ZM93 144V145H92ZM98 144H99V146H98ZM124 144H126V145H124ZM160 144V145H159ZM170 144H172L173 146L171 147V145ZM195 144V145H194ZM7 145V146H6ZM12 145H13V147H12ZM17 145V146H16ZM30 145V144H29ZM53 147H52V146ZM54 145L56 146L55 147V150L53 151L52 149L54 148ZM84 145L86 146V148L84 147ZM98 146L97 148H95L96 146ZM111 145V144H110ZM109 145V146H110ZM136 145V146H135ZM161 145H163L164 147H165V149H163V148H160V146ZM179 145V146H180ZM187 145V146H186ZM189 145L190 146H192V148L190 147L189 149H187V147H189ZM194 145V146H193ZM199 145V146H198ZM48 146V147H47ZM80 146H83V147H81L80 148ZM92 146H95V147H92ZM168 146H170V147H168ZM175 146V147H174ZM198 146V147H197ZM202 146V147H201ZM227 147V149L224 147ZM3 147V148H2ZM10 147H12V148H10ZM17 147V148H16ZM47 147V149H48V152L50 151V153L49 154H52V155H49L48 156V152H47V150L45 151V148ZM76 147L78 148V150L76 149ZM131 147V146H130ZM130 147H128L129 148V152L132 150V149H130ZM150 147V148H149ZM162 147V146H161ZM167 147V148H166ZM194 147H196V148H194ZM200 147V148H199ZM8 148H10V149H8ZM14 148H16L17 149V152H16V155L15 154H12V153H15V151L13 150ZM57 148V149H56ZM79 148L81 149V151L83 152V154H85V157H90L89 155L91 154V152H92V154H91V159L89 158L88 159V162H86L85 163V159H83L84 160V163H82L81 165L83 166V167H80L81 165H79V163L78 162H83V160H82V158L84 157V155H83V157L81 156V159H79V157H78V154L79 155H81L82 153H81V151L79 150ZM85 148V149H84ZM107 148V147H106ZM109 148V147H108ZM108 148H107V152H108ZM119 148H116V149H119ZM144 148H146V150L144 149ZM168 148H170V150H166V149H168ZM7 149H8V151H7ZM12 149V150H11ZM15 149V150H16ZM42 149V150H41ZM89 149V150H88ZM93 149H95L94 150V152L96 153L95 155H94V157H93ZM115 149V148H114ZM114 149H112L114 152L116 151V149L114 150ZM137 149H139V150H137ZM151 149H152V151H153V149H154V152H152L151 153ZM162 150V151H160V150ZM10 150V151H9ZM58 150H60V151H58ZM90 153V154H88V152ZM92 150V151H91ZM158 150V151H157ZM172 150V151H171ZM175 150V152H173ZM197 150H198V152H197ZM200 150V151H199ZM206 150H207V152H206ZM13 151V152H12ZM42 151V152H41ZM53 153H52V152ZM64 151V150H63ZM63 152V153H66V152ZM72 151H74V152H72ZM77 153H76V152ZM97 151V152H96ZM100 151V152H99ZM103 151V152H102ZM111 151V150H110ZM118 151V150H117ZM116 151V152H117ZM119 151H120V149H119ZM150 151V152H149ZM11 152V153H10ZM57 152H59V154L57 153ZM99 152V153H98ZM106 152V151H105ZM142 152V153H141ZM147 152V153H146ZM160 152V153H159ZM167 152V153H166ZM170 154H169V153ZM189 152H191V153H189ZM204 152H205V154H204ZM225 152V153H224ZM9 155H8V154ZM56 153L58 154V155H60V156H58V155H56ZM110 153V152H109ZM119 153V152H118ZM131 153H132V151H131ZM131 153H129V155L131 154ZM138 153V154H137ZM151 155H149V154ZM158 153H159V155H158ZM165 153V154H164ZM174 155H172V154ZM198 153H200L199 155H198ZM202 153H203V155H202ZM1 151H0V160L3 158L1 155ZM55 154V155H54ZM71 154H72V157H71ZM104 154V155H103ZM113 154V153H112ZM111 153L109 154L110 156L112 155ZM127 154V156H129L128 155V153H126ZM126 154L124 155L125 157H126ZM166 154L168 155V156H166ZM177 154V155H176ZM182 154V153H181ZM208 154V155H207ZM76 155V157L74 158V156ZM87 155V156H86ZM99 156V159H97V157ZM117 155V154H116ZM120 155H122V153L120 154ZM217 155H219V157L217 156ZM224 155H226V156H224ZM14 156V157H13ZM15 156H16V158H15ZM18 156V157H17ZM58 156V157H57ZM119 156V155H118ZM132 156V157H131ZM131 156H129L130 157V160L129 161H131V160H133V158H136V156L134 157V155H132L131 154ZM155 156H156V158H155ZM158 156H160V157H158ZM2 157V158H1ZM22 158V159H20V158ZM48 157V158H47ZM112 157V156H111ZM111 157H110V160H111ZM114 158H115V156H113ZM129 157H127V159H129ZM170 157V158H169ZM175 159V160H177V161H175L173 158ZM178 157V158H177ZM209 157H211V158H209ZM216 157H218V158H216ZM228 157V158H227ZM53 158H54V160H53ZM58 158V159H57ZM70 158V159H69ZM77 158V159H76ZM93 158H95V159H97V160H95V161H93L94 159ZM101 158V159H100ZM104 158V159H103ZM121 158H122V156H121ZM124 158V157H123ZM142 158V159H143ZM152 158V159H151ZM163 158H167L168 160H166L165 159V161H164V159ZM172 158V160H169V159H171ZM181 158L183 159V157L181 156ZM208 158V159H207ZM227 158V159H226ZM47 159V160H46ZM50 159V160H49ZM55 159H57L58 160V164H56L57 163V161L55 160ZM63 159V158H62ZM69 159V160H68ZM71 159H73L72 161H70ZM87 159V158H86ZM93 159V160H92ZM125 159V158H124ZM127 159H125V161H124V163L126 162L127 163V165L126 166H123V165H125V164H123L122 165V167H124V168H126V169H123L124 170V172H125V170H127L128 169V171H130L131 170V172L130 173H132V169H133V165L131 164H129L130 162L127 160ZM155 159H157V161L159 160V162L157 163V161L155 160ZM218 159V160H217ZM15 160V161H14ZM19 160H21V162H19ZM78 160H80V161H78ZM90 160L91 161H93V162H90ZM103 160H104V162H103ZM105 160H106V163H105ZM141 160V159H140ZM149 160V161H148ZM162 162H161V161ZM173 160H174V163H173ZM212 160V161H211ZM214 160V161H213ZM224 160L226 161L227 160V162H224ZM16 162V161H18V162H16V163H14V164H11L10 162ZM47 161H49V167L50 166H54L52 163H54V161L56 162V163H54V164H56L54 167H57L56 169L54 168V169H52V171L51 172H54V171H57L56 173H58L59 174V176H58V174H54V175H56V176H58L60 179H61V177H60V175H63L62 177L64 178H62L61 179V181L59 180V179H56L58 182H56V180H54V182H53V179H55V178H53L54 177V175H53V173H51L50 174V169L52 168V167H50V169L48 168V166L45 164V163H47ZM51 161V162H50ZM74 161H77V163H75ZM87 161V160H86ZM101 161H102V163H101ZM121 161H122V159H121ZM143 161H145V159H143ZM167 161V162H166ZM210 161V162H209ZM216 161V162H215ZM223 161V162H222ZM62 162V163H63ZM74 163V165H72L73 163ZM90 162V163H89ZM157 164H156V163ZM171 162H172V164H171ZM181 162V163H180ZM3 163V164H2ZM4 163H5V165H4ZM8 163V164H7ZM18 163V164H17ZM100 163V164H99ZM121 163H123V162H121ZM134 163H136L135 162V159H134ZM179 165H177V164ZM9 164H11L10 165V168H12V169H10L9 168ZM45 164V165H44ZM52 164V165H51ZM76 164V165H75ZM91 165V166H86V165ZM170 164V165H169ZM207 164V165H206ZM208 164H210V165H208ZM225 164V165H224ZM6 165H8V167L6 166ZM13 165V166H12ZM37 165V166H38ZM62 165V164H61ZM77 165H79V171H81L82 170V168H87V167H89V169H85V170H87V173H89L90 175L87 177V173H86V171H85V174H84V172L82 171V173H83V176L84 175H86V176H84L83 178H82V176H80L83 180H81V178H79V182H78V178L76 179V177H78L79 175H82V173L81 174H79L78 173V176H76V174L77 173H75L76 171H73L74 172V174H73V172H71L70 173V171L68 170V167H66V166H69V168H70V170L72 171V169L75 167V168H77L78 166ZM128 165H130V168H132V169H129L128 167ZM207 167H206V166ZM12 166V167H11ZM15 166H18V167H15ZM25 166V167H24ZM45 166H47V168L45 167ZM128 166V167H127ZM132 166V167H131ZM135 166V165H134ZM156 166V168L154 169V167ZM164 166V167H163ZM170 166H172L171 168L172 169H170ZM7 167V168H6ZM13 167H14V169H13ZM20 167V168H19ZM45 167V168H44ZM65 167H66V169H65ZM93 167H95V166H93ZM101 167V166H100ZM249 169H247V168ZM24 168H26V169H24ZM72 168V169H71ZM81 168V169H80ZM96 168V167H95ZM94 168V169H95ZM159 168V167H158ZM164 168V169H163ZM226 168V169H225ZM20 169H22V170H20ZM44 169V170H43ZM135 169V168H134ZM144 169V170H145ZM203 169H204V171H203ZM212 169V170H211ZM247 169V170H246ZM12 170V171H11ZM15 170V171H14ZM23 170H25V171H23ZM45 170H47V171H45ZM54 170V171H53ZM148 170V171H147ZM180 171V173H179V171ZM210 170H211V173H210ZM244 170L246 171V172H250V174H252L253 172V170L251 169V167H249V166H247V164H246V166H244ZM10 171V172H9ZM44 171V172H43ZM101 171V174H103V172ZM127 171V172H128ZM175 171H176V175L174 174L175 173ZM215 171H217V172H215ZM12 172H14V173H12ZM24 172H25V174H24ZM47 172H49V173H47ZM167 172V173H168ZM177 172L179 173L178 174V177H177ZM214 172H215V178L214 177H211V176H213V174H214ZM26 173H27V175H26ZM63 173V174H62ZM99 172H97V174H98ZM153 173V174H152ZM206 173V174H205ZM211 175H210V174ZM8 174V175H7ZM12 174H14V175H12ZM19 175V177H18V175ZM47 174V176H45ZM100 174V173H99ZM127 174V173H126ZM129 174V173H128ZM4 175V176H3ZM17 175V176H16ZM41 175V176H40ZM49 175H51V176H49ZM171 175V176H170ZM208 175H210V176H208ZM222 175H223V177L225 176V178H223L222 177ZM7 176V178L9 179V180H7V178L5 179V177ZM45 176V177H44ZM93 176V175H92ZM98 176V175H97ZM102 176V175H101ZM190 176V175H189ZM219 176V177H218ZM2 177H4V178H2ZM12 177V178H11ZM18 177V178H17ZM47 177H50L51 178V180L49 181V178L48 179H46ZM57 177V178H58ZM67 177V178H66ZM91 177V176H90ZM159 177V178H160ZM178 179H177V178ZM207 177V178H206ZM221 177V178H220ZM16 178V179H15ZM53 178V179H52ZM163 178H165V175L163 176ZM219 178V179H218ZM68 179V180H67ZM70 179V180H69ZM165 179V180H166ZM177 179V180H176ZM205 179L207 180V181H205ZM210 181H209V180ZM213 179H214V181H213ZM218 179V180H217ZM15 180H17V181H15ZM80 180H81V183H80ZM89 180V179H88ZM160 180H161V178H160ZM172 180H174V181H172ZM178 180H180L179 182H180V186H179V182H178ZM216 180V181H215ZM227 180V181H226ZM3 181V182H2ZM4 181L6 182V183H4ZM68 181H69V183H68ZM142 181V184L140 183ZM157 182H159L160 183V181H158V180H156ZM171 181L173 182L172 183V185H170L171 184ZM177 182V183H174V182ZM220 181H221V183H220ZM226 181V182H225ZM13 182H11V183H13ZM43 182V184H45ZM151 182H153V185H152V183ZM156 182V183H157ZM164 182V183H163ZM213 182H216V183H213ZM71 183V184H70ZM72 183H75V184H72ZM87 183V182H86ZM99 183H100V181H99ZM127 183V182H126ZM131 183V182H130ZM133 183V182H132ZM132 183L131 184H129L130 186H127L128 184H126V186L127 187H131V185H132ZM151 183V184H150ZM191 183H195V181H191ZM218 183V184H217ZM118 184H120V183H118ZM125 184V183H124ZM155 184V185H154ZM211 184V185H210ZM220 184V185H219ZM223 184V185H224ZM41 185H42V183H41ZM86 185H88V183L86 184ZM85 185V186H86ZM121 185V184H120ZM149 185H151L150 187H149ZM156 185L158 186L157 188H156ZM174 185V186H173ZM176 185H178V186H176ZM43 186V185H42ZM124 185H122V187H123ZM126 186H124L123 188H125ZM134 186V184L132 185V187ZM140 186V187H139ZM171 186H173V188H175V189H173ZM176 186V187H175ZM44 187V186H43ZM76 187V186H75ZM127 187H126V190L125 189H123L122 188V190H125V193H124V191H123V196L121 195H119L120 193H118V195L121 197L120 199H118L119 200V202H120V200H121V202H122V200H123V204H125V203H127L126 202V198H129V195L128 196H126L127 194H130V193H132L131 191H134V189L136 190L137 188H129L128 190H127ZM145 187V188H144ZM149 187V188H148ZM77 188V189H78ZM98 189H99V187H97ZM152 188H153V190H152ZM155 188L156 189H159V190H157V191H154L155 190ZM171 188V189H170ZM78 189V190H79ZM111 189V190H110ZM110 189H108V191L104 194V196H103V199H104V197L106 196V200H107V195L109 194V198H110V196H111V199H113L114 197H112V195H114L113 193H115V190L113 189V188H110ZM113 189V190H112ZM120 189V188H119ZM130 189H132V190H130ZM180 189V190H179ZM88 190V189H87ZM109 190L112 192V191H114V192H112V193H110L109 192ZM152 190V191H151ZM170 190H171V192H170ZM176 190H178V191H176ZM95 191V190H94ZM105 190H103V192H104ZM126 191H127V193H126ZM129 191V192H128ZM148 191V192H147ZM182 191V192H181ZM84 192H87L86 190H84ZM84 192H83V194H84ZM109 192V193H108ZM149 193V195L147 194V193ZM156 192H159L160 193V195H159V193H157V194H155V197H154V193H156ZM169 192H170V194H169ZM174 194H173V193ZM182 193V194H179V193ZM44 193V192H43ZM80 193V192H79ZM95 193V192H94ZM108 193V194H107ZM175 193H177V195L175 194ZM82 194V193H81ZM90 195L88 192L87 193H85L84 194V196L85 195ZM117 194V193H116ZM115 194V196H118V195H116ZM126 194V195H125ZM133 194V193H132ZM144 194H146V195H144ZM172 194V195H171ZM2 195V197L0 196V198L2 199V201L4 200V198H3V196H4V194L2 193L1 194ZM94 195V194H93ZM135 195V194H134ZM147 195H148V197H147ZM158 195V196H157ZM80 196V195H79ZM84 196H82L81 195V197L83 198ZM150 196H151V198H150ZM172 196V198L170 199V197ZM176 196V197H175ZM86 197V196H85ZM89 197V196H88ZM90 197H92L91 195H90ZM94 197V196H93ZM92 197V198H93ZM96 198L98 197L97 195L95 196ZM143 197V198H142ZM147 197V198H146ZM173 197H175V198H173ZM73 198H76V197H73ZM80 198V197H79ZM79 198H77V199H79ZM126 200H125V199ZM130 198H132V197H130ZM129 198V199H130ZM134 198V197H133ZM132 198V199H133ZM135 198H136V196H135ZM134 198V199H135ZM146 198V199H145ZM157 198V199H156ZM168 200H167V199ZM143 199V200H142ZM88 200H91L90 198H88ZM163 200V201H162ZM5 201H7L6 199H5ZM85 201V200H84ZM129 201L130 200H128V203H129ZM169 201V202H170ZM121 202H120V205H121ZM144 202V203H145ZM161 202L159 201V205H160V207H161ZM3 203H4V201H3ZM6 203V202H5ZM127 203V204H128ZM127 204H125L124 206H126ZM155 204V203H154ZM157 204V203H156ZM155 204V205H156ZM129 205V204H128ZM158 205V204H157ZM156 205V206H157ZM163 205V204H162ZM163 206H165V205H163ZM162 206V207H163ZM123 207V206H122ZM129 208H131L130 207V205L128 206ZM124 208V207H123ZM127 209V208H126ZM235 223V222H234Z\"/></svg>","mask_w":264,"mask_h":264}]
</instances>
